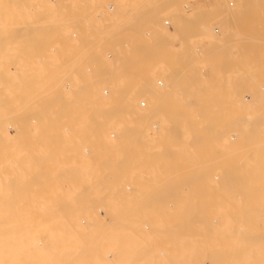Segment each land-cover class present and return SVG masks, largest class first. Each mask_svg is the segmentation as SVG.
Segmentation results:
<instances>
[{"label": "rangeland", "instance_id": "1", "mask_svg": "<svg viewBox=\"0 0 264 264\" xmlns=\"http://www.w3.org/2000/svg\"><path fill=\"white\" fill-rule=\"evenodd\" d=\"M61 1V3H57L58 5H63V7H64V4H65V1L63 0V2H64V4H62V0H60ZM83 1H86V3L85 2H83ZM116 1V2H115ZM131 1L132 0H67L66 2H67V4H68V7H66V11L68 12L69 10H70V14H71V17H69L70 16V14H69V19H68V17H66L65 18V21H66V23H65V21H63V25H64V27H63V30L64 29H66V30H64V33L66 34H62V35H64L63 37L61 36V38H59V40L58 39H55L56 37H57V31H55V29H58V28H62V27H52V24H54L53 22H52V20L54 21V18L52 17V16H54V13H55V11H54V13H53V9H55L56 10V8H58V7H54L53 6V4H55L54 2H55V0H1L0 1V11H2L0 14H2V13H4L3 14V16H1L2 18L4 17V19H0V24H3V25H0L1 27H0V32H2V30L3 31H5L4 33H2L3 35H1L0 37L2 38H0V54H2L3 55V52L5 53L7 50L8 51H10V53L7 51V56H9L10 55V57H12L11 55H14L13 57H14V59H13V57L11 58V59H9L10 61H11V67H10V65H9V67L11 68V71L12 72H14V73H12V72H8L10 75H7L6 76V74H5V76L4 75H2V73H1V75H0V84L2 85V86H0V128H1V130L3 131L2 133H4L3 135L1 134V132H0V155L2 156V155H4L5 156V158H4V156H0L1 157V159L4 161H7V162H3L1 159H0V177H1V179L0 180H4V182H2V181H0V183H1V185H0V195H1V197H0V214H2L1 216H0V221H1V223H5L8 227H10V229H12V228H16V227H20V226H22V225H26L27 223V225H31L30 227L29 226H26L27 228H29V230H27L26 231V229H23V230H25V232L24 233H22L21 231H20V235H16V241H13L11 238L13 237L12 235H10V234H6L5 236H4V240L7 242L6 243V248H5V250L7 251L8 249H10L11 247H10V245L8 246V244H16L18 247H20V248H18L20 251H30V250H39V249H32V248H36L37 247V245H36V243L37 242H46V241H49V238H47L46 236H48L47 235V233L49 232L50 234H52L53 235V233H54V235H56V234H58L57 236H61L58 232H57V230H55V231H52V230H50L49 231V227H50V225L48 226V224L47 223H50V221L48 220V218H47V216H45V215H49V214H53L54 215V213L52 212V213H49V212H47V211H50V210H52L50 207L52 206V208H53V205H51V203L52 204H54L55 203V201H56V198H54L55 196H58V198H60V199H64V196L66 197V195L67 194H65V193H68V195L67 196H69V198H71L70 196L72 195L71 193L73 192H75L76 194L78 193H80L81 191H82V189L84 188V187H86V186H89L88 185V183H87V180H86V171L87 170H89V169H87L86 167H87V161H89L90 159L92 160V158H95L94 160H96V159H98V161L100 162V161H108L109 159V161H113L114 159L115 160H117L116 159V157L117 156H120V153H119V151L121 152V150L123 149V147L125 146V148H124V150H122V151H125V150H127L128 151V146H130V145H126L127 143H125L124 145H123V143H122V141L123 140H125V136L122 138V136H123V133L122 132H124L125 130H126V128H125V130L123 131V129H124V127H125V125L123 126V123H124V121H125V123H126V118H123V116L122 115H120V112H121V109L120 110H117V108H115V105L114 106H111V108H107V106H102V104L100 105V106H102L103 108L105 107V108H107L106 110H104L102 107L100 108V106L98 105V107L96 106V108H98L97 109V111H96V109L95 110H93L92 111V108H89L88 106H90V105H87L86 104V94H93V95H99L100 97H102L103 95H105V93L107 94V92H104L105 90L104 89H106V87H108L109 85L106 83V81H105V83H104V81H103V79L100 81V83H101V88H100V91H96V89L93 87V85H92V83H93V79H91V78H89L90 77V74L91 73H89V72H87V71H85L84 69V67H85V65H86V63L85 62H88V60H86V55H87V57H88V51H89V48H90V50H92V49H98L97 51H100L99 53H100V55H101V57L103 58V62H106L107 64H106V66L109 64V63H112L111 65L112 66H115L114 65V63L116 64L118 61H119V59H118V57H116V53H114L115 51H114V49L116 50V48L118 47L117 46V44H118V38H119V36H120V31H122V33H123V30L121 29V27H117L118 25H116V23H115V21H111L110 19H106V16H102L101 18H103V19H101L99 16H101V13L102 12H106V13H108L109 12V10H110V12L109 13H112L111 11H113L114 10V12L113 13H115L116 11H120L123 7H127L128 9H130V5H132L133 3H136L138 0H134V1H132V3H131ZM140 1H142V0H139L138 2H140ZM181 1H183V0H181ZM181 1L179 0L178 1V3L177 4H179V7L180 8H182L183 7V5L182 4H184L183 2L181 3ZM189 1V5H190V7H186V11L187 12H189V11H191L190 9H191V7H192V11H194V3H193V0H187L186 2H188ZM218 3H220V5H221V8H220V14H219V16H217L212 22H211V27H209V37H208V39L205 41V42H203L202 44H198V43H187V44H185L186 46H185V48H182V49H184L183 51L185 52L184 53V59H182L180 62H179V60H177V61H175V59L174 60H172V55H170L171 57H170V59H169V56L167 57V59L165 60H159V61H162V62H164L165 63V65H167V66H165L164 65V63H162L160 66H159V64H160V62L159 61H156L155 63H153L152 65H151V67H154V68H151V67H149L148 68V70H147V73L148 74H151V80L150 81H152L151 83H152V85H154L153 83H155V86L157 87V88H160V89H162V90H166V89H168V93L169 92H171V91H173L174 89H173V83H174V81H177L178 83L180 82V76L181 75H186L188 78H189V81L191 82V85H193L194 86V88H193V90H194V95H193V97H194V99H198V101L199 102H197V105H199L198 107L199 108H201L202 110H195L194 111V115H192V122L194 123V125H195V129H193V131H192V135L190 136V137H188V138H186V139H183V137H179V139L178 140H174L173 141V146L178 150V152L177 153H180V154H182V156H181V161H182V163H183V165H184V167H183V165L182 166H180V168L179 169H177L174 173H171V176L172 177H170V179L174 182V183H168L169 185H171V186H173V187H178V188H180V187H186V190L187 191H184L185 193H187L188 192V190H190V189H188L187 187H191V189L194 187H208V188H210V189H212V192L214 193L213 194V201L214 202H216V204L214 203L213 205H212V207H211V210H214V211H211V210H209V213H213V214H211V217L208 215V220L210 219V222H207L208 220L205 218V222H203V224L202 225H205L204 223H212V224H214L213 226H212V224H207L208 225V228H209V226L212 228H219V227H228L229 228V230H228V240H227V243L228 242H230L229 244H227L229 247L231 246V249L233 248L232 247V244H233V242H234V240L235 241H237V242H240V240L242 241V239H241V237H242V232L240 233V231L239 230H241V231H244L243 230V228H242V226L243 225H245L247 222L244 220L245 219V214H246V212L248 213V211H250L248 214H254L255 212H258L259 211V206H257V202L259 201V199H260V201L258 202V204L260 203V202H262V199H264V193H263V189H264V180H262V179H264V22L263 21H257V19H258V16H257V11L256 12H254V8H256L257 7V5H264V0H234L235 2H234V5H230L229 3H230V1L231 0H216ZM59 2V1H58ZM110 2V3H109ZM124 3L125 5H123V6H121V3ZM127 2V3H126ZM180 2V3H179ZM53 3V4H52ZM77 3V4H76ZM93 3V4H92ZM95 3V4H94ZM105 3V4H104ZM109 3V4H108ZM120 3V4H119ZM24 4H25V6H24ZM57 4H55V6H58ZM71 4V5H70ZM89 4H90V6H92L91 8H90V6H89ZM180 4H181V6H180ZM70 5V6H69ZM104 5H106V6H104ZM118 5H120V6H118ZM222 5L224 6V7H222ZM238 5V6H237ZM53 6V7H52ZM113 6V7H112ZM117 6H118V8H117ZM236 6H237V8H236ZM2 7V8H1ZM82 7V8H81ZM83 7L85 8V9H83ZM120 7H121V9H120ZM60 8H61V6H60ZM112 8H113V10H112ZM253 8V9H252ZM119 9V10H118ZM124 9H126V8H124ZM185 8H183V10H184ZM252 9V10H251ZM6 10V13L4 12ZM91 10V11H90ZM96 10V11H95ZM98 10V11H97ZM116 10V11H115ZM181 10V9H180ZM182 10V11H183ZM9 11V12H8ZM23 11H25L26 12V14H25V12H24V14H22V12ZM40 11V12H39ZM47 11V12H46ZM49 11V12H48ZM101 11V12H100ZM185 11V12H186ZM20 12H21V14H20ZM42 12H44V14L42 13ZM51 12H52V14H51ZM93 12V13H92ZM95 12H98L100 15H97L96 16V14H94ZM105 12L103 13L104 15H105ZM164 12H166V11H164ZM164 12H162V14L164 13ZM10 13V14H9ZM14 13V14H13ZM15 13H16V15H15ZM17 13H19V14H17ZM40 15H39V14ZM69 13V12H68ZM73 13V14H72ZM77 13V14H76ZM107 14V15H109L110 16V14ZM112 13V14H113ZM169 13H170V11H169ZM168 13V11H167V14L166 13H164V17H162L163 18V20H165V19H168L169 17H171L170 16V14ZM184 13V12H183ZM222 13H223V15H227V14H230L228 17H231V16H233V18L235 17V19L237 20V21H239V22H245V21H250V24H251V27H230L229 25V27H224V25H226L227 23H226V21H225V17H223V16H221L222 15ZM253 13V14H252ZM28 14V15H27ZM76 14V15H75ZM94 16H93V15ZM102 14V15H103ZM169 14V15H168ZM239 14V15H238ZM249 16H248V15ZM9 15V16H8ZM17 15H19V19H18V16ZM24 15H26V16H28V17H25ZM30 15L32 16L31 18H30ZM48 15V16H47ZM66 15H68V14H66ZM80 15H83L82 17L80 16ZM87 15V16H86ZM91 15V16H90ZM168 15V16H167ZM241 15V16H240ZM7 16V17H6ZM44 16V17H43ZM79 16H80V18H79ZM92 16L95 18H93L92 19ZM23 17V18H22ZM25 17V18H24ZM49 17L51 18H53L52 20H50L49 19ZM74 17V18H73ZM77 17V18H76ZM100 18L99 19V21H98V18ZM242 17V18H241ZM6 18H8V21L9 22H7V20H6ZM20 18H21V20H20ZM43 18V19H42ZM87 18L89 19V20H87ZM97 18V19H96ZM240 18V19H239ZM25 19V20H24ZM64 19V18H63ZM74 19H75V21H74ZM78 21H81V22H83V23H81V22H78ZM79 19H81V20H79ZM86 19V20H85ZM91 19V20H90ZM256 19V21H254V20ZM70 20V21H69ZM94 20V21H93ZM107 20V21H106ZM169 20H171V19H169ZM240 20H242V21H240ZM253 20V21H252ZM1 21H3V23L1 22ZM23 21V22H22ZM73 21V22H72ZM89 21V22H88ZM91 21H93V22H91ZM172 21V20H171ZM171 21H170V23H171ZM5 22H6V24H5ZM50 22H51V24H50ZM71 22V23H70ZM86 22V23H85ZM91 22V23H90ZM101 22V23H100ZM107 22V24H105ZM113 23V25L115 26V27H113V25H111L112 23ZM9 23V24H8ZM32 23H33V26H32ZM43 23V24H42ZM78 25H76V24ZM80 23H81V25H80ZM97 23V24H96ZM104 23V24H103ZM109 23V24H108ZM164 23V22H163ZM263 23V24H262ZM20 24V25H19ZM21 24L23 25V31H24V35H23V37L24 38H21V36L19 35V33H20V29H21ZM50 24V25H49ZM70 24V25H69ZM92 24V25H91ZM118 24V23H117ZM246 24V23H245ZM255 24V25H254ZM49 25V26H48ZM82 25H84V26H82ZM88 25V26H87ZM107 25V26H106ZM171 25H172V23H171ZM170 25V26H171ZM2 26H4V27H7L6 29L8 30V31H6V29L5 28H2ZM36 26V27H35ZM71 26V27H70ZM93 26H94V28H93ZM9 27V28H8ZM18 27H20V28H18ZM83 27V28H82ZM90 27H92V28H90ZM108 27V28H107ZM215 27H218L220 30H219V33H216L215 31H214V29H215ZM14 28V29H13ZM17 28V29H16ZM49 28H50V30L52 31V32H50V30H49ZM113 28V29H112ZM119 28H120V30H119ZM144 28V27H143ZM179 28H180V30L183 28V27H173V25L169 28V27H167L166 28V30H168V31H170V30H173V31H175L176 29H178L179 30ZM2 29V30H1ZM5 29V30H4ZM10 29V30H9ZM19 29V30H18ZM33 29V30H32ZM36 29L38 30V32L41 34V30H42V33H43V31H44V33H45V31H46V35H40V36H37V37H35L36 36ZM40 29V30H39ZM46 29H48V30H46ZM88 29V30H87ZM146 29V28H145ZM145 29L143 30V33L145 32ZM212 31H211V30ZM19 32H18V31ZM22 30V29H21ZM28 30V31H27ZM35 30V36H33V40H34V37L37 39V38H39L40 40L42 39V41H38V39H37V43L35 42L34 43V41H33V43L31 42V38H32V36H31V33H33V31ZM62 30V29H61ZM59 31V32H62V31ZM86 31V33H85V31ZM119 30V31H118ZM165 30V29H164ZM177 30V31H178ZM179 30V31H180ZM89 31H91V32H89ZM94 31V34L95 35H93L92 34V32ZM118 31V32H117ZM250 31H251V33H250ZM22 32V31H21ZM29 32H31L30 33V37L28 36L29 35ZM38 32H37V34H38ZM55 32H56V34H55ZM77 32V33H76ZM88 32V33H87ZM254 32V33H253ZM43 33V34H44ZM74 33H76L77 35L76 36H74L75 34ZM82 33V34H81ZM115 33V35L117 34V36L118 37H114L113 36V34ZM120 33V34H119ZM179 33V32H178ZM52 34V35H51ZM56 35V37L54 38V35ZM79 34V35H78ZM84 34V35H83ZM90 34V35H89ZM212 34V35H211ZM254 34V35H253ZM33 35V34H32ZM39 35V34H38ZM110 35H112V36H110ZM145 35V36H144ZM144 35H142L143 36V40H147L146 38H148V36L144 33ZM245 35V36H244ZM59 36V35H58ZM83 36V37H82ZM92 36V37H91ZM98 36V37H97ZM243 36V37H242ZM6 37V38H5ZM40 37H42V38H40ZM49 37V38H48ZM95 39H94V38ZM100 37V38H99ZM102 37H104V38H102ZM29 38V39H28ZM52 38H54V39H52ZM65 38V39H64ZM80 38V39H79ZM83 38V39H82ZM90 38V39H89ZM107 38V39H106ZM111 38H112V41H111ZM145 38V39H144ZM251 38V39H250ZM21 39V40H20ZM31 39V40H30ZM82 39V40H81ZM87 39V40H86ZM94 39V40H93ZM97 39V40H96ZM99 39V40H98ZM102 39V40H101ZM105 39V40H104ZM114 39V40H113ZM262 39H263V41H262ZM86 41L85 43L83 42V41ZM101 40V41H100ZM259 40V41H258ZM62 41V42H61ZM88 41V42H87ZM94 41V42H93ZM115 41V42H114ZM208 41V42H207ZM25 42V43H24ZM109 42V43H108ZM41 43V44H40ZM56 43V44H55ZM83 43V44H82ZM90 44V45H88V44ZM47 44L48 45H50V46H47ZM52 44V45H51ZM85 44V47H83L82 45H84ZM116 44V45H115ZM22 45H25V46H22ZM36 45V46H35ZM41 45V46H40ZM202 47H201V46ZM38 46V47H37ZM53 46H55V47H53ZM74 46H75V48H77V46H79L77 49H75L74 48ZM86 46H87V48H88V51H87V48H86ZM93 46H95V47H92ZM97 46V47H96ZM117 46V47H116ZM189 46V47H188ZM23 47H24V50H23ZM33 47V48H32ZM49 47H50V49H49ZM83 47V48H82ZM102 47V48H101ZM19 48H20V50L21 51H24V52H22V54L24 53H26V51H27V54H25L26 55V57H24L25 55H23V59H24V64L22 63V65L21 66H19L20 65V63H19V60L17 59V58H21L22 59V54H21V52H20V50H19ZM28 48V49H27ZM38 48V49H37ZM86 48V49H85ZM196 48L199 50V48H200V52L201 53H199V51H197L196 50ZM45 49H46V51H45ZM49 51H48V50ZM83 49H85V52H84V50ZM100 49V50H99ZM32 50V51H31ZM33 50H34V52H33ZM36 50V51H35ZM62 51V53L64 54V56L60 53L61 51ZM71 50V51H70ZM81 50H83V51H81ZM119 50V48L117 49V51ZM232 50H233V52H232ZM235 50H236V52H235ZM19 51V52H18ZM28 51H30V54L28 53ZM42 51V52H41ZM44 51V52H43ZM69 53H68V52ZM73 51H75V52H78V53H74ZM224 52V51H226V54H229V56L230 57H232L233 59H236V61H237V59H240V61H242L243 62V64H241L240 65V67H238V68H236V70H234V72H233V70L232 69H230V68H228L227 66H223L222 65V63H220V60H221V58L222 57H220L219 58V55H220V53H222V52ZM12 52H13V54H12ZM32 52V53H31ZM39 52V53H38ZM67 52V53H66ZM72 52L74 53V55L77 57H75L74 58V60H72V58L74 57V55H72L71 56V54H72ZM108 52V53H107ZM113 53V55L112 54H110V53ZM36 55H35V54ZM37 53H38V55H37ZM65 53L67 54L66 56H65ZM85 53V54H84ZM87 53V54H86ZM102 53V54H101ZM235 53V54H234ZM19 54H20V57H19ZM34 55V56H32V55ZM69 54V55H68ZM81 54V55H80ZM105 54V55H104ZM107 54V55H106ZM108 54H110V56H108ZM203 54V55H202ZM18 55V56H17ZM41 55V56H40ZM77 55H80V56H82L83 58H81L80 56H77ZM198 55H200V56H198ZM4 56H6V55H4ZM6 56V58H5V60H7V61H9ZM71 58H70V57ZM118 56V55H117ZM202 56H205V58H204V60L202 61L201 60V58H202ZM47 57H48V59H47ZM51 57V58H50ZM79 57V58H78ZM89 57H90V55H89ZM198 57H199V59H198ZM50 58V59H49ZM81 58V59H80ZM101 58V59H102ZM105 58V59H104ZM213 58H215V59H213ZM54 59V60H53ZM83 59V60H82ZM109 59V60H108ZM112 59V60H111ZM114 59V60H113ZM118 61H117V60ZM68 60H69V62H68ZM84 60H86L85 62H84ZM90 61H91V57H90V59H89ZM170 60V61H169ZM246 60V61H245ZM10 61H9V63H10ZM19 63V65H18V63ZM23 61V60H22ZM53 61V62H52ZM74 61V62H73ZM80 61V62H79ZM111 61H113V62H111ZM117 61V62H116ZM168 61V62H167ZM175 62V63H173V62ZM210 61L211 62H213L214 64H210ZM21 62V61H20ZM26 62V63H25ZM71 62V63H70ZM93 62V61H92ZM92 62H90L91 64H92ZM95 62V61H94ZM93 62V63H94ZM100 62V61H99ZM97 63L96 64V62H95V64H94V66L95 67H97V65L98 64H101V62L100 63ZM166 62H167V64H166ZM171 64H170V63ZM247 62V63H246ZM8 63V62H7ZM31 63H32V65H31ZM77 63V64H76ZM89 63V62H88ZM156 63H159L158 65H156ZM172 63H173V66H172ZM28 64V65H27ZM73 64H75L74 66H73ZM90 64V65H91ZM16 65L19 67V69L17 70V68H16ZM71 65V66H70ZM83 65V66H82ZM110 64L107 66L108 68H110V66H111ZM156 65V66H155ZM220 65H222L221 66V71H219L218 70V67L220 66ZM242 65L243 66H245V67H242ZM69 66H70V68H69ZM87 67H88V65H86ZM93 66V65H92ZM99 66V65H98ZM101 66V65H100ZM111 66V67H112ZM161 66H165V67H168V68H164V67H162L161 68ZM175 66V67H174ZM252 67V68H250V67ZM9 67H8V70H9ZM20 67H26L25 69L24 68H22V70L20 69ZM42 67V68H41ZM249 67V68H248ZM38 68V69H37ZM39 68H41V69H39ZM53 68V69H52ZM171 68V69H170ZM32 69V70H31ZM76 69V70H75ZM113 69V68H112ZM151 69H152V71H151ZM247 71H246V70ZM249 69V70H248ZM14 70V71H13ZM39 70V71H38ZM42 70V71H41ZM52 70V71H51ZM70 70V71H69ZM75 70V71H74ZM83 70V71H82ZM252 70V71H251ZM17 71V72H16ZM25 71H26V73H25ZM30 71H31V73H30ZM35 71V72H34ZM77 71V72H76ZM85 71V72H84ZM99 71H100V69H99ZM113 71V70H112ZM149 71V72H148ZM151 71V72H150ZM251 71V72H250ZM20 72V73H19ZM53 72V73H52ZM74 72V73H73ZM80 72V73H79ZM71 73H73L74 74V76L71 74ZM77 73L79 74V75H77ZM84 73V74H83ZM86 73V74H85ZM23 74V75H22ZM33 74V75H32ZM82 74V75H81ZM147 74V75H148ZM51 77H50V76ZM70 75H72V76H70ZM82 77H81V76ZM217 75H219V76H217ZM35 78H34V77ZM78 76V77H77ZM80 76V77H79ZM84 76V77H83ZM47 77H49V78H47ZM148 77H150V76H148ZM30 78V79H29ZM39 78H40V80H39ZM104 78H106V77H104ZM34 79V80H33ZM37 79V80H36ZM46 79V80H45ZM23 80V81H22ZM159 80H161L163 83L162 84H158L159 82H157V81H159ZM2 81V82H1ZM22 81V82H21ZM27 83H26V82ZM32 81H33V84H32ZM39 81V82H38ZM40 81H41V83H40ZM75 81H76V84H75ZM37 82V83H36ZM79 82H80V84H79ZM157 82V83H156ZM30 83V84H29ZM70 83H74V85H69ZM26 84V85H25ZM40 84H43V85H40ZM157 84V85H156ZM11 85V86H10ZM18 85V86H17ZM25 86V87H28V88H22V86ZM77 85V86H76ZM78 85H80V86H78ZM100 85V84H99ZM104 85H106V86H104ZM37 86V87H36ZM154 86V87H155ZM2 87H4V88H2ZM12 87V88H11ZM15 87H17V88H15ZM21 87V88H20ZM34 87V88H33ZM82 87V88H81ZM105 87V88H104ZM7 88H8V90H7ZM30 88V89H29ZM38 88V89H37ZM43 88V89H42ZM108 88H110V86L108 87ZM107 88V89H108ZM1 89H2V91H1ZM5 89V90H4ZM21 89H25L24 90V92H26V90H31L32 92H33V95H32V92L30 91V93H28L29 92V90L27 91V94L26 93H24L23 92V90L21 91ZM35 89V90H34ZM80 89V90H79ZM11 90L13 91V92H11ZM109 90V89H108ZM10 93H9V92ZM39 91V92H38ZM40 91H41V93H40ZM46 91V92H45ZM111 91V90H110ZM109 91V92H110ZM175 91V90H174ZM200 92V95H198L197 94V92ZM166 92V91H165ZM14 93V94H13ZM20 93H21V95H20ZM168 93H164V95L166 96V97H170L171 96V94H168ZM3 94V95H2ZM9 94V95H8ZM11 94V95H10ZM39 94H40V96H39ZM148 94H149V92H148ZM148 94H142L140 97H138V101H141V99L142 100H147L146 102H148V97L146 98V95H148ZM5 95V96H4ZM36 95V96H35ZM178 96H180L179 94H177ZM8 96V97H7ZM178 96H175L176 98L178 97ZM3 98H5V99H3ZM17 98H18V100H17ZM34 98V99H33ZM36 98V99H35ZM42 98V99H41ZM14 99V100H13ZM30 99V100H29ZM12 101V102H11ZM15 101V102H14ZM23 101H24V103H23ZM26 101H27V103H26ZM31 101V102H30ZM35 101H37V102H35ZM41 101H43L42 103H41ZM7 102V103H6ZM21 102V103H20ZM6 103V104H5ZM35 103V104H34ZM39 105H41V107H40V105L39 106H37V104ZM139 102H136V105L134 106H132V108H130L131 110H134V111H137L138 112V110H140V109H138V108H136V107H138L137 106V104H138ZM2 104H3V106H2ZM19 107L20 106V104H23V105H21L19 108L16 106V105ZM27 104V105H26ZM169 106H171V107H176V106H179V107H181L182 106V104L181 103H177V102H175V103H167ZM37 107V108H35V106ZM87 105V106H86ZM146 105H149V103H146ZM197 105H195L196 107H197ZM29 106V107H28ZM13 107V108H12ZM44 107V108H43ZM57 107V108H56ZM87 107V108H86ZM91 107H94V106H91ZM109 107V106H108ZM182 107H186L187 108V106H185L184 104H183V106ZM115 109V111H113V110H111V109ZM210 108V109H209ZM219 108V109H218ZM220 108H222V109H220ZM225 108V109H224ZM13 109V110H12ZM18 109H21V110H18ZM25 109V110H24ZM87 109H91V112L93 113L94 112V114L95 115H97V117H98V121H97V126H98V128L100 129V131H102V133L105 135H103L102 133V135L101 134H99V138H100V142L101 143H98L99 145H97L98 146V148L96 149V150H94L95 151V153H93L94 151H92V147L91 148H89V146H91V145H88L87 144V141L89 140L88 138L90 137L89 136V134L88 133H86L85 131V134H84V136L87 134V136H89V137H87L86 138V136H85V138L87 139V141H86V139L83 137H80V136H83V134H81L80 135V129L82 130H85L84 128H85V126H84V123H85V117H86V112L88 113V112H90L89 110L87 111ZM101 109H103V110H101ZM213 111H212V110ZM260 109H262V110H260ZM31 110V111H30ZM100 110V111H99ZM111 111V113H110V111ZM260 110V111H259ZM42 111V112H41ZM104 111V113H102ZM119 111V113L117 114V112ZM202 111V112H201ZM206 111V112H205ZM211 111V112H210ZM42 113V114H40V113ZM44 112V113H43ZM106 112H108L109 114H106ZM112 112H116L115 114H113L112 116H111V114H112ZM187 112H188V110H187ZM201 113V114H199L198 115V113ZM204 112V113H203ZM14 113H16V114H14ZM21 115H20V114ZM56 113V114H55ZM58 113H60V114H58ZM102 113V114H101ZM122 114H123V110H122V112H121ZM125 113H126V111H124V115H125ZM197 113V114H196ZM205 113H207V114H205ZM213 113H215L216 114V116H214V114ZM221 113V114H220ZM241 115H240V114ZM58 114V115H57ZM100 114H101V116H100ZM116 114L118 115V117L116 116ZM205 114V116L203 117V115ZM213 115V117H212V115ZM255 114H257V115H255ZM42 117H41V116ZM55 115V116H54ZM103 115V116H102ZM197 115L199 116V117H197ZM236 115H238V116H236ZM19 116V117H18ZM105 116H107V117H105ZM112 117V118H110V117ZM116 118H115V117ZM120 116H122L121 117V120H124L123 121V123H122V121L120 120ZM208 116V117H207ZM236 116V117H235ZM258 116V117H257ZM105 117V118H104ZM109 117V118H108ZM124 117H126V116H124ZM201 117V118H200ZM210 117H211V119H210ZM246 117H248V118H246ZM257 117V118H256ZM101 118V119H100ZM104 118V119H103ZM107 118V119H106ZM114 118V119H113ZM123 118V119H122ZM149 118H150V120H149ZM149 118H147V119H145V120H147L148 122H150L149 124L146 122V121H144V122H146V126L144 125V130H147V131H145V132H148V133H145V134H153L154 133V131L156 132V130H158V129H155V128H148L147 126H150V124H152V123H154L155 122V120H156V122L158 121L159 122V116L157 115V113H154V114H152V116L151 117H149ZM152 118V119H151ZM158 118V119H157ZM200 118V119H199ZM214 120H213V119ZM234 118H236V119H234ZM17 119H18V121H17ZM42 119H43V121H42ZM58 119V120H57ZM155 119V120H154ZM198 119L200 120V121H198ZM203 119V120H202ZM210 119V120H209ZM218 119V120H217ZM234 119V120H233ZM37 120V121H36ZM39 120V121H38ZM202 120V121H201ZM242 120V121H241ZM249 120V121H248ZM49 121H50V124H49ZM61 123H60V122ZM197 121V122H196ZM212 121V122H211ZM238 121L240 122V123H238ZM254 121V122H253ZM263 121V122H262ZM40 122V123H39ZM43 122V123H42ZM213 123V128L215 129V130H213V129H211V124ZM20 123V124H19ZM59 123V124H58ZM118 123H119V125H118ZM121 123V124H120ZM216 125H215V124ZM237 123V124H236ZM35 124L37 125V126H35ZM114 124H115V126H114ZM246 124V125H245ZM248 124H250V125H248ZM42 127H40V126ZM50 125V126H49ZM58 125H59V127H58ZM113 125V126H112ZM199 125V126H198ZM2 126V127H1ZM38 126H39V130L40 131H42L43 133H44V131H45V133H44V135L42 136V132H40V133H38L37 131V129H38ZM120 126V127H119ZM207 126H209V127H207ZM231 126H232V128H231ZM239 126V128H237ZM19 127H21V128H19ZM57 127V128H56ZM64 129H63V128ZM112 127V128H111ZM244 127V128H243ZM262 127V128H261ZM36 128V129H35ZM62 130H61V129ZM122 129V131H121V129ZM206 128V129H205ZM228 128H229V131H228ZM235 128H237V129H235ZM50 129V130H49ZM51 129H53V130H51ZM113 129V130H112ZM149 129V130H148ZM204 129H205V131H204ZM209 129V130H208ZM219 129V130H218ZM220 129H221V131H220ZM241 129V130H240ZM245 131H244V130ZM48 130V131H47ZM61 130V131H60ZM106 130V131H105ZM119 130L121 131V138H119L120 137V133H119ZM154 130V131H153ZM208 132H207V131ZM231 130V131H230ZM238 130V131H237ZM243 130V131H242ZM250 130H251V132H250ZM263 130V131H262ZM36 131V132H35ZM53 131V132H52ZM80 131V132H79ZM103 131H105L106 133H104ZM108 131V132H107ZM112 131L113 132H115L114 134L116 135V137H115V135H114V137H112L110 134L112 133ZM118 131V132H117ZM211 131V132H210ZM215 131H216V134H215ZM217 131H218V133L220 134H218L217 133ZM233 131V132H232ZM52 132V133H51ZM56 132V133H55ZM84 132H81V133H84ZM109 132H111L110 134H109ZM153 132V133H152ZM209 132H210V135H209ZM230 132V134L229 135H226L227 133H229ZM240 132V133H239ZM242 132H245V133H242ZM11 133V134H10ZM42 133V134H41ZM54 133V134H53ZM212 133H214L213 135H212ZM48 134H50V136H51V138H50V136H47ZM51 134H53V135H51ZM106 134H109L108 136H106ZM202 134V136H200ZM218 134V135H217ZM239 134V135H238ZM243 134H245V135H243ZM10 137H9V136ZM41 136V138H40V136ZM60 135H61V137H60ZM80 135V136H79ZM215 135L216 136H218V137H215ZM242 135V136H241ZM260 135H263V136H260ZM2 136V137H1ZM16 136V137H15ZM47 136V137H46ZM53 136V137H52ZM55 136V137H54ZM62 136H64V137H62ZM109 136H111L112 138H107V137H109ZM228 136V137H227ZM239 136H241V137H239ZM251 136V137H250ZM257 136V137H256ZM11 138V140H9V138ZM15 139H14V138ZM82 138V139H80V138ZM104 139H103V138ZM118 137V138H117ZM250 137V138H249ZM253 137V138H252ZM7 138V139H6ZM17 138V139H16ZM36 138V139H35ZM43 138V139H42ZM47 140H49V141H47V144H46V139ZM55 138V139H54ZM64 138V139H63ZM98 138V137H97ZM98 138V139H99ZM102 138V139H101ZM236 138V139H235ZM240 138H242V139H240ZM5 139V140H4ZM13 139V140H12ZM38 139V141H36ZM40 139V140H39ZM52 139V140H51ZM57 139V140H56ZM85 139V140H84ZM111 139V140H110ZM117 141H119V142H117ZM123 139V140H122ZM231 139H233L232 141H229V140H231ZM256 139V140H255ZM8 140L10 141V143L8 142ZM42 140H44V141H42ZM102 140H103V143H102ZM121 140V141H120ZM243 140H245V142L243 141ZM14 141V142H13ZM55 141V142H54ZM57 141V142H56ZM61 141V142H60ZM107 141L109 142V143H107ZM116 141V142H115ZM254 141V142H253ZM12 142V143H11ZM52 142V143H51ZM63 142V143H62ZM112 142V143H111ZM115 142V143H114ZM124 142V141H123ZM229 142V143H228ZM233 142V143H232ZM238 142V143H237ZM250 142V143H249ZM261 142V143H260ZM61 143V144H60ZM243 143H246L245 145H243ZM250 145H249V144ZM252 143V144H251ZM9 144V145H8ZM40 144V145H39ZM52 145V147H51V145ZM56 144V145H55ZM105 144L107 145V146H105ZM110 146H109V145ZM113 144V145H112ZM119 144H121V147L120 146H118ZM230 144V145H229ZM22 145V146H21ZM45 145H46V147H45ZM61 145V146H60ZM227 145H229L228 147H227ZM246 145H248L249 146V148H247L248 146H246ZM256 145V146H255ZM260 145H261V147H260ZM2 146V147H1ZM8 146V147H7ZM10 146V147H9ZM34 146V147H33ZM37 146V147H36ZM40 146V147H39ZM42 146V147H41ZM44 146V147H43ZM57 146V147H56ZM60 146V147H59ZM158 145L157 144H155V143H152V142H149V141H145L144 143H142L141 145H140V147H142V148H140V149H148V148H156ZM236 146V147H235ZM7 147V148H6ZM47 147H51V149L53 148V150H51V151H49L50 149H48ZM55 147V148H54ZM102 147V148H101ZM109 147V148H108ZM112 147V148H111ZM120 149L119 151H117L118 149ZM243 147H245V148H243ZM256 147H257V149H256ZM3 148V149H2ZM5 148H6V150H5ZM11 149V150H9V149ZM36 148V149H35ZM44 148V149H43ZM47 149V151H46V149ZM87 148H89V151H90V153H89V151H88V153H87V151H86V149ZM115 148V149H114ZM122 148V149H121ZM229 148V149H228ZM238 148L241 150V152H240V150H238ZM253 150V151H251V149ZM258 148H260V149H258ZM35 149V150H34ZM38 149H43V150H41L42 151V153L40 152V150L38 151ZM55 149V150H54ZM58 149V150H57ZM117 149V150H116ZM157 149V148H156ZM258 150V152L259 153H257L256 152V150ZM2 150V151H1ZM4 150V151H3ZM24 150H25V152H24ZM33 150V151H32ZM37 150V151H36ZM98 150V151H97ZM231 150V151H230ZM249 150V151H248ZM262 150V151H261ZM15 151H16V153H15ZM19 151V152H18ZM35 151V152H34ZM54 151V152H53ZM92 151V152H91ZM127 151H126V153H127ZM200 151V152H199ZM230 151V152H229ZM244 151V152H243ZM246 151H248V153H246ZM6 152V153H5ZM24 152V153H23ZM31 152V153H30ZM32 152L34 153L33 155H32ZM58 153V155L59 156H57V153ZM97 152V153H96ZM98 152H99V154H98ZM149 151H145V152H143V153H148ZM232 152V153H231ZM240 152V153H239ZM18 153L20 154V155H18ZM30 153V154H29ZM48 153V154H47ZM53 153V154H52ZM61 155H60V154ZM98 154V155H96L95 157H94V155L93 154ZM125 152H123V153H121V155L122 154H124ZM187 154V153H189L190 155H192V156H197V157H195L194 159H193V162H192V164H190V163H187V160H186V158H184L183 157V155L184 154ZM255 154V156L253 155V154ZM260 153H261V156H260ZM16 154V155H15ZM23 154V155H22ZM25 154L27 155V156H25ZM42 154H44V155H42ZM86 154H88V156L86 155ZM199 154H201V155H199ZM230 154V155H229ZM234 156H233V155ZM256 154H258L257 156H256ZM263 154V155H262ZM32 155V156H31ZM38 155V156H37ZM91 155V156H90ZM241 155H243V156H241ZM252 156V158H251V156ZM8 156V157H7ZM14 156V157H13ZM19 156V157H18ZM23 156V157H22ZM28 156H29V158H28ZM124 156H125V154H124ZM201 156V157H200ZM228 156V157H227ZM248 156H249V159L250 160H248L247 158H248ZM253 156H254V158H253ZM259 156V157H258ZM11 157H12V159H11ZM20 157H22V158H20ZM85 157H87V158H85ZM88 157H89V160H88ZM91 157V158H90ZM110 157V158H109ZM112 157L114 158V159H112ZM200 157V158H199ZM229 157H231V158H229ZM236 158V160H235V158ZM258 157V158H257ZM261 157H262V159H261ZM4 158V159H3ZM16 158V159H15ZM31 158H32V160H31ZM33 158H35V159H33ZM37 158V159H36ZM242 158H244V159H242ZM25 159V160H24ZM40 159H42L41 161H40ZM44 159V160H43ZM108 159V160H107ZM198 160L200 163H201V165L200 166H198L200 163H198L197 164V162L198 161H196V160ZM240 159L242 160V162L240 161ZM9 160L12 162V164L10 165V163H9ZM27 160V161H26ZM36 160V161H35ZM58 161V165L60 166V167H58V165H55V162H57ZM85 160H87V161H85ZM253 160H254V162H253ZM256 160H257V162H256ZM2 161V162H1ZM55 161V162H54ZM97 161V160H96ZM138 162H141V161H143V163L145 162V160L144 159H140V160H137ZM239 161V162H238ZM14 162H15V164H16V166H15V164H14ZM21 162V163H20ZM33 162H34V164H33ZM37 164H36V163ZM247 162H249V163H247ZM252 162V163H251ZM259 162H261V163H263V165L261 164V163H259ZM7 163H9L8 165H7ZM22 163H24V165H22ZM25 163H27V164H25ZM42 163H46V164H42ZM186 163V164H185ZM237 163H239V164H237ZM1 164H6V166H8V167H10V169L8 168V170H7V168H6V166L4 167V166H2ZM203 164V165H202ZM235 164V165H234ZM258 164V165H257ZM26 165H27V167H29V168H27L26 167ZM39 165V166H38ZM42 165V166H41ZM71 165H73V167H74V169H69V168H72V167H70ZM231 165H232V167H231ZM238 165H240V166H238ZM245 165H248V166H246L245 167ZM261 165V166H260ZM12 166L13 167H15L16 168V170L14 171L13 169H12ZM23 166V167H22ZM36 166H37V169L38 170H36ZM43 168H41V167ZM68 166H69V168H68ZM112 166V165H111ZM110 166V167H111ZM237 166V167H236ZM257 166V167H256ZM2 167H4V169L2 168ZM20 167V168H19ZM26 167V168H25ZM56 167V168H55ZM197 167H199V168H197ZM238 167H239V169H238ZM247 167H248V169H247ZM250 167V168H249ZM2 168V169H1ZM19 170H18V169ZM23 168V169H22ZM39 168H40V170H45L46 171V173L43 171H39ZM45 168V169H44ZM89 168V167H88ZM255 168H257V170L255 169ZM22 169V170H21ZM253 169V170H252ZM254 169H255V171H254ZM11 170V171H10ZM28 172H30V173H28ZM114 170V169H113ZM129 170V172L127 171V170H124L123 171V173L122 172H118L117 174L119 175H117L116 177H115V175H114V171H113V173H111V174H107L108 175V178L110 179V178H113V177H115V178H113V179H115L116 180V182L118 183V182H120L118 185L117 184H115L116 182H113V185L115 184L116 186H118L117 188H118V190H120L121 192H123L124 193V189H125V187L127 188V186H125V184L126 185H128V183L130 184V187H131V189H134L133 191L132 190H130V188H128V189H126L125 190V195L126 194H128V196H130V197H128V196H126L127 198H128V200H126L125 199V202L122 200V202H124V203H121L119 206H118V204H119V202L118 203H116V205L113 207V200L112 201H110L111 200V198H109V196H107V194L109 195V192H107V190H105L106 192H104V190H103V192H104V194H102V195H100V193H102V191L101 192H99L97 195H95L96 193H94L93 191H91L92 193H94L93 195L96 197V199H95V197L91 194H89L90 195V199L88 200V202H86L87 204L86 205H84L83 206V203L85 202V201H83V198H86V196L85 197H82V193L79 195L81 198L79 199V200H81V201H79L78 200V198H79V196H77V200L79 201V203L80 202H82V204L81 205H78L77 203L78 202H76V201H74V202H76L74 205H72V207H70V208H67V210H69V212L67 213V216L65 215V211L66 210H63L64 211V215L66 216V217H68V219H70V220H72V222H77V221H79V222H81L80 220H82L83 218H82V216H81V214L83 215V216H86V218H89V215H91L90 213H88L89 211H91V209L90 210H88V207H90V205L91 206H93L92 207V211H93V208L96 206V208H98L99 209V211H97V209H95L94 208V210L95 211H93V215H91L90 217H95V215H97L98 213H99V217H100V215L102 214V216L99 218L98 217V215L96 216V218H95V220H91V218H89V219H87L86 220V218H84V220H86L87 222L84 224L83 222H81L80 223V225L81 226H83L84 225V227H88V228H85V230H84V228L82 227L81 228V230H80V232L82 233V234H84V232L86 231H88L87 232V234H89L90 232V230H91V232L92 231H95V235H93V233H90L91 234V236H87V234H84L85 235V237L83 236V235H81V233H80V235L81 236H83L81 239L79 238H77V236H74V237H72V236H70V230H69V228L68 229H65V230H63V236L65 237V239L63 240L62 239V241L63 242H65L66 244H70V245H66V247L65 246H60V245H62V244H60L59 245V243H60V241L57 239H55L57 242L55 243L56 245L58 244L59 245V247H58V245L55 247L54 246V248H59V249H61V251H64V250H72V249H76L75 251H76V254H79L82 250H83V248H85V247H83V246H89V248L88 249H90V245H94V244H96V241L99 239V241H97L98 243L96 244V245H99V244H102V245H99V246H97L99 249H101L102 247V249L101 250H98V254H96V255H99V256H95V254H94V256H92L93 255V251H95V253H96V251L97 250H92V249H94V247H92V249H91V254H90V251H88L87 250V252L86 251H82L83 252V258L82 257H80V262H82V263H80V262H78V263H80V264H99L100 262H98L99 260H100V258H101V256H103L101 259H107V257H108V259L109 260H112L113 258H115V256L117 255V253H118V251L120 250V248L122 247V246H124V241H132L133 240V243H134V245H132L133 247H134V249H135V251H136V249L138 250V247H136L135 248V246L136 245H140L139 247H141L140 249L142 250V247L143 246H145V243H147L148 244V242L149 241H146L147 239H149L150 240V243H149V245L151 244V243H154L155 241H157L158 243H156L155 242V244H157V245H160V247L158 246V248H155L156 246H155V244H152V247H151V249H153V251H151V253L153 252V254H155L154 255V258L152 259V260H156V261H152L150 258H148L147 260H151V261H147L146 262V264L148 263V264H153V263H158V264H165L167 261H168V259H170L171 260V256H169V258L167 259L166 257H168V255H167V252H168V250H167V245H166V243H167V239H165V238H163V233H162V229L164 228V225H163V219H164V217L166 216V213L165 214H163V215H161L162 217H159L160 218V221H158V223L160 224V232L162 233V235L160 236L159 234V238L157 239L156 238V236H153V237H155V239H157V240H155L153 237V239L155 240L154 242H151V240L153 241V239H151V237H149L150 235L152 236V234L155 232H152V230H154V228L157 226L156 225V223H157V218H158V214H157V211L155 212V211H153L152 210V205L149 207L148 206V202H150L149 203V205L150 204H153V203H155V200L157 199V198H155V197H160L159 195L161 194V197H160V201H158V199H157V202L155 203V204H157L158 203V205L160 204H162L163 206H161L162 208H166V206L168 207V205H169V202H170V204L172 205V207H171V205H169V207H170V209L171 210H176V208L178 209L180 206L179 205H175V204H177V203H180L181 204V202H182V200H180V198H181V196H179V195H181L182 193H180L179 191L181 190V192H182V190H185V189H178L179 191H178V193L176 192V188H174L175 189V192H174V190L173 189H171V192H170V194H168L167 192V194H165V192L164 191H158V190H156V193H154V192H151L152 194H147L146 192L148 191H146V190H144V191H146V192H142V191H137L136 190V188L138 187L139 188V190L143 187L142 186V184H143V182H142V178H141V176L139 177V179L140 180H138V179H136L135 181H134V178L133 177H135V178H137V175L138 174H135V173H137V172H135V171H137L136 170V168H133V170H135V171H133V170H131V169H128ZM245 170V171H244ZM251 170L253 171V172H251ZM2 171L3 172H5V173H2ZM8 171V172H7ZM26 171V172H25ZM112 171V170H111ZM111 171H109V172H111ZM115 171H117V170H115ZM127 171V172H126ZM237 171V172H236ZM257 171V172H256ZM14 172V173H13ZM19 172V173H18ZM22 172V173H21ZM33 172V173H32ZM100 172V171H99ZM108 172V171H107ZM126 172V173H125ZM132 172L134 173V174H132ZM188 172V173H187ZM241 172V173H240ZM9 173V174H8ZM12 173L14 174V176L12 175ZM24 173V174H23ZM30 175H28V174ZM48 173V174H47ZM101 173V172H100ZM106 173V172H105ZM120 173H122V174H120ZM129 173V174H128ZM165 173V174H164ZM239 173H240V176H239ZM244 173V174H243ZM253 173H254V175H253ZM2 174V175H1ZM7 174V175H6ZM17 174V175H16ZM20 174H22V175H20ZM33 174H36L35 176H37V177H34V176H32ZM96 174H99V173H96ZM250 176H249V175ZM255 174H258V175H261L262 174V178H260L258 175H256V177H255ZM8 175H10L12 178H10V176H8ZM27 177H26V176ZM38 175L41 177V178H39L38 177ZM46 175V176H45ZM47 175H48V177H47ZM123 175V176H122ZM131 175V176H130ZM133 175H135V176H133ZM166 175H168V174H166V171H163L162 170V172L161 173H156V175L154 176V177H150V181H151V183H153V185H155L156 187H159V186H163L164 188H165V186L166 187H168V185H166L167 184V181H166ZM245 175H246V177H248V178H246L245 177ZM96 177L98 176V175H95ZM110 176V177H109ZM129 176V177H128ZM216 176V177H215ZM253 176V177H252ZM3 177V178H2ZM9 177V179H7ZM25 177V178H24ZM32 177H33V179L35 180H33L32 179ZM133 178V181L131 180L132 178ZM249 177H251V179L249 178ZM254 177H255V179H257L256 181H255V179H254ZM30 178H31V180L33 181V182H36V184L35 183H33L31 180H30ZM40 179V180H38V179ZM43 178H46V179H43ZM99 178V177H98ZM117 178H118V180H117ZM127 178V179H126ZM131 178V179H130ZM220 178V179H219ZM243 178V179H242ZM258 178L260 179V181L258 180ZM8 181V180H11L10 181V183L11 184H9L6 180ZM25 179V180H24ZM29 179V180H28ZM121 179V180H120ZM216 179V180H215ZM14 180V181H13ZM22 180V181H21ZM28 180V181H27ZM43 180V181H42ZM111 180V179H110ZM114 180V181H115ZM130 180V181H129ZM213 180L214 181H216V183H219V184H217L216 185V183L215 182H213ZM247 180V181H246ZM249 180V181H248ZM31 181V182H30ZM41 181V182H40ZM98 180H94V184L97 182ZM111 181H113V180H111ZM110 181V182H111ZM255 181V182H254ZM262 181V182H261ZM23 182V183H22ZM49 182V183H48ZM140 182V183H139ZM250 182V183H249ZM252 182V183H251ZM3 183H5V184H3ZM42 184V186H40L41 184ZM123 183V184H122ZM132 183V184H131ZM134 183H136V184H134ZM139 183V184H138ZM210 183H213V184H211L210 185ZM254 183V184H253ZM258 183V184H257ZM9 186H8V185ZM36 185V186H34V185ZM39 184V185H38ZM111 184V183H110ZM121 184V185H120ZM251 184V186H249ZM4 185L5 186H7V187H5L4 188ZM112 185V184H111ZM131 185H135L136 186V188H135V186L132 188V186ZM140 185V186H139ZM150 185V184H149ZM260 186V188H258V193H257V189H255V187H253V186ZM38 186H40V188L38 187ZM44 186V187H43ZM171 186H170V188H171ZM214 186V187H213ZM220 186V187H219ZM248 186V187H247ZM256 186V187H257ZM261 186H262V188H261ZM3 187V188H2ZM31 187V188H30ZM99 187V186H98ZM124 187V188H123ZM141 187V188H140ZM146 187H149L148 185L146 186ZM150 187H152L151 185H150ZM162 187V188H163ZM172 187V188H173ZM216 187V188H215ZM251 187H253L252 188V190H251ZM2 188V189H1ZM11 188V190H8V189H10ZM30 188V189H29ZM38 188V189H37ZM42 188V189H41ZM45 188H46V191L44 192V191H42V190H45ZM74 188H76V190L74 189ZM81 188V190H79L78 191V189H80ZM193 188V189H194ZM217 188H221V189H218L217 190ZM74 189V190H73ZM216 189V190H215ZM248 189H250V190H248ZM3 190V191H2ZM33 190V191H32ZM255 190V192L256 193H253V198H252V193H248V191L250 192H252V191H254ZM262 190V193L260 192ZM8 191V192H7ZM9 191L11 192V191H13V192H11V195H10V193H9ZM31 191V192H30ZM35 191H37V192H35ZM41 191V192H40ZM69 191V192H68ZM97 191V190H96ZM126 191H127V193H126ZM131 191V192H130ZM150 191V190H149ZM169 191V190H168ZM173 191V192H172ZM191 191V190H190ZM189 191V192H190ZM39 192V194L41 195V196H39V194L37 195V193ZM43 192V193H42ZM47 192V193H46ZM83 192V194L84 193H86V191L85 190H83L82 191ZM118 192V191H117ZM135 192V193H134ZM139 192H141V194L139 193ZM157 192H158V194H157ZM184 192H183V195H184ZM192 192V191H191ZM260 192V193H259ZM10 195V201H9V195ZM44 193H46V196H47V198H44L43 196H42V194H44ZM50 193H52V194H54L53 196L54 197H52V195L51 196H49L50 195ZM74 193V194H75ZM137 193H139L138 195H136ZM142 193H143V196H142ZM147 195H146V194ZM164 193V194H163ZM238 193H241L243 196H241V194H239L238 195ZM14 194H15V196H14ZM36 195V197L38 198H41L40 200H39V198H38V200L37 199H34V198H36L35 197V195ZM48 194V195H47ZM65 194V195H64ZM71 194V195H70ZM132 194H134V195H132ZM147 196V198L145 197V195ZM154 194H155V196H154ZM172 194V195H171ZM174 194H176L175 196H174ZM260 194H262V196L260 195ZM33 195V196H32ZM89 195H87L88 197H89ZM100 195V196H99ZM142 196V198H141V200H140V202H138L139 201V199H140V197ZM163 195H164V198H163ZM168 197H166V196ZM169 195H170V197H169ZM182 195V196H183ZM255 195V196H254ZM259 196V197H256V196ZM7 196V197H6ZM12 196H13V198H12ZM84 196V195H83ZM140 196V197H139ZM173 196H174V198H173ZM178 196V197H177ZM225 197V198H221V197ZM241 196V197H240ZM34 197V198H33ZM44 199H46V200H44ZM49 197V198H48ZM50 197L52 198V200H50ZM75 197V196H74ZM98 197H99V199H98ZM101 197L103 198V197H106V199L104 198V200L103 199H101ZM153 198V200L152 199H150V198ZM176 197L178 198L177 200H176ZM7 200H5V199ZM17 199V201L18 200H20V201H16V199ZM32 198H33V200H32ZM53 198H54V200L55 201H53ZM57 198V199H58ZM69 198L67 199V197L65 198V200L67 201V203L69 202V201H71L72 200V198L69 200ZM109 200H108V199ZM132 198V199H131ZM137 198H138V201H137ZM150 199V200H148V202H147V199ZM163 198V199H162ZM166 198L169 200V202L166 200ZM235 198H237V199H235ZM13 199H15V201L14 202H11V201H13ZM31 199V200H30ZM42 199H43V201H42ZM95 199V200H94ZM218 199V201H216ZM225 199V200H224ZM257 200V202H254L255 200ZM4 200V201H3ZM49 200V201H48ZM75 200H76V198H75ZM84 200H86V199H84ZM91 200V201H90ZM99 200H101V201H99ZM133 200V201H132ZM138 202H136V201ZM143 200H145L144 202H143ZM193 200V199H191V196H190V199H188L187 201L188 202H190L191 203V201ZM219 200H220V202H222L223 200V202L221 203V204H223V203H225V204H223L222 206H221V204H220V206H221V208L220 207H218L219 206V204L218 203H220L219 202ZM241 200H242V202H243V204H241L242 202H241ZM253 200V201H252ZM53 201V202H52ZM62 201H64V200H62ZM97 201V202H96ZM104 202V204H102L103 202ZM120 201V200H119ZM11 202V203H10ZM15 202H17V203H15ZM35 202V203H34ZM65 202V201H64ZM92 202H96V203H100V204H94V203H92ZM108 202V203H107ZM115 202V201H114ZM136 202V203H135ZM143 202V203H142ZM147 203V205H146V203ZM152 202V203H151ZM163 202H165V203H163ZM174 202H176V203H174ZM187 202V203H188ZM256 203V204H254V203ZM38 203V204H37ZM66 203V204H67ZM70 203V202H69ZM90 203V204H89ZM107 203V204H106ZM110 203V204H109ZM135 203V204H134ZM167 203H168V205H167ZM174 203V204H173ZM183 203V202H182ZM249 203V204H248ZM253 203V204H252ZM12 204H14V205H12ZM19 204H21V205H19ZM56 204H57V201H56ZM64 204V203H63ZM65 204V205H66ZM77 204V205H76ZM85 204V203H84ZM93 204V205H92ZM137 204H139L140 206H141V204H144L142 207H141V209H140V206L139 205H137ZM218 204V205H217ZM246 204H248V207H247V205ZM263 204H264V200H263ZM263 204H261L263 207L261 208V206H260V209H261V211L263 212L264 211V205ZM6 205V206H5ZM98 205V206H97ZM106 205H107V207H106ZM112 205V206H111ZM123 205V207H121ZM125 205V206H124ZM129 205H131V206H133V207H131V209H130V207H129ZM137 205V206H136ZM154 205V204H153ZM216 205V206H215ZM241 205V206H240ZM242 205H243V208H246V209H243L242 208ZM251 205H253V206H251ZM254 205H256V206H254ZM2 206V207H1ZM25 206V207H24ZM56 206V205H55ZM54 206V207H55ZM86 206V207H85ZM88 206V207H87ZM103 206V207H102ZM147 206V207H146ZM177 206H179V207H177ZM228 206V207H227ZM251 206V207H250ZM108 208V210H109V213H110V211L112 212V210H110V207H111V209H112V207H113V209H116L114 212H116V215L114 216V219L116 220V222H117V224H116V222H114V221H110L111 220V218L113 217H109V216H107V209L106 208ZM119 207V208H118ZM135 207H137V208H135ZM155 207V206H154ZM157 207V206H156ZM176 207V208H175ZM224 207H226V209L224 208ZM250 207V209H248ZM5 208V211L3 210ZM48 208H50L49 210H48ZM56 208V207H55ZM87 208V209H86ZM122 208V209H121ZM126 209L125 210V212H127V213H122L123 211H124V209ZM145 210H144V209ZM149 208V209H148ZM158 208H160V207H158ZM173 208V209H172ZM208 208L209 207H207V212H206V214L208 213ZM216 208V209H215ZM219 208L221 209V210H219ZM222 208H224V209H222ZM120 209V210H119ZM128 209H130L131 211L129 212L128 211ZM134 209V210H133ZM142 210V211H139V210ZM148 209V210H147ZM161 209V208H160ZM179 209H181V208H179ZM178 209V210H179ZM210 209V208H209ZM242 209H243V211H242ZM256 209H258L257 211H256ZM263 209V210H262ZM2 210V211H1ZM54 210H56V209H54L53 208V211ZM62 210V209H61ZM85 210V211H84ZM87 210H88V212H87ZM79 211H83V212H79ZM91 211V212H92ZM134 213H133V212ZM137 211V212H136ZM150 211L152 212V213H150ZM164 211V210H163ZM211 211V212H210ZM223 211V212H222ZM242 211V212H241ZM40 212H42V214H40ZM48 214H47V213ZM51 212V211H50ZM55 212V211H54ZM88 213V214H86V213ZM98 212V213H97ZM129 212V213H128ZM144 212V213H143ZM239 212H241V213H239ZM96 213V214H95ZM120 213V214H119ZM122 213V214H121ZM131 213H133V214H131ZM142 213V214H141ZM150 213V214H149ZM176 213H178V212H176ZM175 213V214H176ZM221 213V214H220ZM228 213V214H227ZM45 214V215H44ZM95 214V215H94ZM124 214V215H123ZM128 216H127V215ZM131 214V215H130ZM153 214H154V216L156 217V219H155V221H154V216H153ZM155 214H157V215H155ZM218 214V215H217ZM243 214V215H242ZM28 215L30 216L29 218H28ZM105 215V216H104ZM113 215V214H112ZM121 215H122V217H121ZM134 215V216H133ZM138 215V216H137ZM142 215V216H141ZM152 215V216H151ZM165 215V216H164ZM3 216V217H2ZM116 216H118V217H120V218H117ZM127 216V217H126ZM133 217V219H132V217ZM136 216L138 217V218H136ZM140 216V217H139ZM147 216H148V218H147ZM164 216V217H163ZM212 216H215L214 218H216V219H214L213 221H214V223H213V221H211L212 219H213V217ZM218 216H221V217H219L220 219H218L217 217ZM6 217H8V218H6ZM124 217H125V219H127V222H128V220H129V218L128 217H130V221L132 220V221H134V222H136V224H135V226H133V223H132V230L134 231H131V233L133 234H135V237L134 238H137V244L134 242V239H132V237H131V239H125L124 238V235H126L127 236V233H129L130 231H128L129 230V228H128V225H127V223L125 224V222H126V220L124 219ZM135 217V218H134ZM151 217V218H150ZM207 217V216H206ZM225 217V218H224ZM27 218L29 219V221L27 220ZM141 218V219H140ZM146 218V219H145ZM159 218H158V220H159ZM165 218H167V216L165 217ZM177 217H175L174 218V220L176 219ZM6 221H5V220ZM10 219H11V221H10ZM23 219H26L25 221L23 220ZM114 219H112V220H114ZM119 219V220H118ZM148 219V220H147ZM49 222H48V221ZM53 220V219H52ZM99 221L100 222V224H103V225H101V227L100 226H95L93 229H91L92 227H90V222H93V221ZM101 220V221H100ZM124 220H125V222H124ZM138 220H139V222H138ZM153 220V221H152ZM168 219H166V221H167ZM176 220H178V218L176 219ZM219 220V221H218ZM243 220V221H242ZM12 221H15V222H12ZM20 221H22V222H20ZM32 223H31V222ZM45 221H47V223H44ZM90 221V222H89ZM107 221H110L109 223H111V224H109ZM121 221V223H119ZM123 221V222H122ZM218 221V222H217ZM242 221V222H241ZM18 222H19V224H21V225H19L18 224ZM26 222V223H25ZM99 222H98V225H99ZM103 222V223H102ZM106 222H107V224H106ZM143 222H145V224L143 223ZM146 222H148V225H147V223ZM175 222V225L177 226V224H178V221H177V223H176V221H174ZM217 222V223H216ZM25 223V224H24ZM54 222H52V224H53ZM119 223V224H118ZM127 225V226H123L122 228L120 227V225ZM129 223V222H128ZM131 223H130V228H131ZM138 223H140L138 226H137V224ZM142 223V224H141ZM153 223V224H152ZM166 222L164 221V224H165ZM216 223V224H215ZM242 224V226H241V224ZM44 224H46V225H44ZM106 224V225H105ZM153 225V228L151 229L150 228V225ZM45 226L44 228H49V229H47L48 230V232H46V234L44 235V228H43V226H42V228H40L39 226ZM55 225V224H54ZM96 225H97V223H96ZM154 225H155V227H154ZM161 225L163 226V227H161ZM217 225V226H216ZM247 225V224H246ZM246 225H245V227L244 228H246ZM5 226V225H4ZM7 226H6V228H7ZM47 226V227H46ZM114 226H116L115 228H114ZM117 226H119V228H117ZM142 226V227H141ZM143 226H145L144 227V231L146 230V229H150L151 231H148V230H146V232H144L143 230H142V228H143ZM240 228H239V227ZM25 226H24V228H26ZM33 227V230L32 229H30V228H32ZM37 229H36V228ZM73 227H75V229H78V227L77 226H75V225H73L72 226V228ZM90 227V228H89ZM98 227V228H97ZM106 227V229L107 230H104V228ZM108 227V228H107ZM111 227V228H110ZM113 227V228H112ZM125 227V228H124ZM139 227V228H138ZM147 227H149V228H147ZM152 227V226H151ZM178 227V226H177ZM238 227V228H237ZM21 228V227H20ZM23 228V227H22ZM38 228H40V229H42L43 231H37L38 230ZM95 228L97 229V230H95ZM135 228L137 229V231L135 230ZM162 228V229H161ZM236 228V229H235ZM9 229V228H8ZM51 229H53V227L51 226ZM55 229V228H54ZM99 229V230H98ZM115 229V230H114ZM124 231H123V230ZM165 229V228H164ZM46 230V229H45ZM100 230H101V232H100ZM102 230H103V232H102ZM109 230H111V232H108ZM158 230V231H159ZM238 230V231H237ZM11 231V230H10ZM32 231V232H31ZM99 232V233H101V234H99L98 233V235H100L99 237H98V235H97V232ZM107 231V232H106ZM118 231V232H117ZM122 231H123V233H122ZM135 231L136 232H138V233H135ZM144 233H146V234H148V235H146V234H144L143 235V232ZM163 231H165V230H163ZM7 232V231H6ZM26 232H28V234H26ZM42 232V233H41ZM53 232V233H52ZM85 232V233H86ZM124 232H127V233H124ZM142 232V233H141ZM7 233H10V232H7ZM14 233V232H13ZM16 233V232H15ZM17 233H18V231H17ZM56 233V234H55ZM109 233L111 234V235H109ZM113 233V234H112ZM119 233V234H118ZM149 233H150V235H149ZM152 233V234H151ZM239 233H240V235H239ZM21 234H24V235H21ZM137 234H139V238H140V236H141V234H142V236H141V238L140 239H142V240H140V239H138V236H136ZM238 234V235H237ZM15 235V234H14ZM44 235V236H43ZM101 235H105V236H101ZM107 235V236H106ZM116 235V236H115ZM148 237V238H146V236ZM154 235H156V233L154 234ZM22 236V237H21ZM62 236V237H63ZM97 236V237H96ZM125 236V237H126ZM133 236V235H132ZM232 236H233V238L235 237V239H233V242H232V240H231V238H232ZM53 237V236H52ZM87 237V238H86ZM89 237L91 238L90 240H89ZM92 237H95V238H92ZM103 237L105 238L104 240H103ZM117 237V238H116ZM145 238L144 240H143V238ZM163 238V239H161V238ZM53 239V241H55ZM88 239V240H87ZM94 239V241H92V244L91 243H89V241H91V240H93ZM100 239H101V241H100ZM124 239V240H123ZM165 239V240H164ZM231 241H230V240ZM96 240V241H95ZM110 240V241H109ZM61 241V242H62ZM104 241V242H103ZM142 242V243H140V242ZM93 242H95L94 244H93ZM102 242V243H101ZM76 243H78V244H80L81 243V245H82V249H81V246L79 247V245L78 244H76ZM88 243V244H87ZM131 242H129V244H130ZM209 244L208 245H213V243L214 242H211V241H209L208 242ZM232 243V244H231ZM38 244V243H37ZM76 244V245H75ZM85 244V245H84ZM90 244V245H89ZM129 244H128V246H129ZM136 244V245H135ZM143 244V245H142ZM260 244H263V243H261V241L260 242H258V245H260ZM38 246H41V244H39ZM74 246H76L75 248H74ZM132 246L131 247H129V249L130 250H132L133 248H132ZM211 246H209V247H211ZM228 246H227V249H228ZM9 247V248H8ZM60 247H62V248H60ZM65 247V248H64ZM101 247V248H100ZM116 249H115V248ZM149 247V246H148ZM195 247V246H194ZM194 247L192 248L193 250H194ZM13 248V247H12ZM150 248V247H149ZM148 248V249H149ZM187 248V247H186ZM186 248L184 249V251L186 250ZM189 249H187L188 250V252L189 251H192V249H191V247H188ZM49 249V248H48ZM96 249V248H95ZM133 249V250H134ZM144 249H146L145 247H144ZM150 249V250H151ZM161 249V250H160ZM162 249H165V250H163L162 251ZM178 249V248H177ZM191 249V250H190ZM198 249L199 248H195V250H197L198 251ZM12 250V249H11ZM53 250V249H52ZM141 250H138V251H141ZM150 250H149V252H150ZM180 250H183V248L182 249H179V250H177V251H179V252H181ZM55 252L56 251H58V250H54ZM60 250H59V253L61 252ZM144 251V250H143ZM155 251H156V253H155ZM160 251H161V253H160ZM164 251H165V254H163L164 253ZM229 252L230 251H232V250H230V248H229V250H228ZM85 252V253H84ZM104 252V253H103ZM147 252H148V250H147ZM178 252V253H179ZM183 252V251H182ZM196 252V251H195ZM64 253V252H63ZM102 253V254H101ZM141 253V252H140ZM158 253H160L159 254V257L157 256L158 255ZM177 253V254H178ZM191 253H194V252H191ZM62 254V252L60 253V254H58V255H61ZM106 254V255H105ZM109 254V256H107ZM142 254V253H141ZM140 254V255H141ZM152 254V255H153ZM176 254V256H175V258L173 257V262L176 260L177 261V263L176 262H174V263H176V264H180L179 263V260H178V257H181V254H179V255H177ZM91 255V256H90ZM101 255V256H100ZM144 254H142L141 256H143ZM147 255V254H146ZM151 255V254H150ZM151 255V256H152ZM194 254H192V255H188V258H187V260H186V262L185 263H187V262H191L192 261V259H193V257L195 256V255H197L196 257H198V260H199V258H203V260H202V258L200 259L202 262H200V261H197L198 263L197 264H199V262L200 263H202V264H212V262H211V260L209 261L208 259V261L206 260V258H204L203 256H201V255H199V254H195L194 256H193ZM75 256V255H74ZM104 256H106V257H104ZM112 256V257H111ZM140 256V257H141ZM160 256H163V257H161L160 258ZM54 257V256H53ZM57 257H59V256H55V258H57ZM67 257V256H66ZM86 257V258H85ZM91 257H93V258H91ZM99 258V260H98V258ZM139 257V258H140ZM147 257H148V255H147ZM158 257V258H157ZM191 257V258H190ZM85 258V259H84ZM91 258V259H90ZM95 258V259H94ZM112 258V259H111ZM139 258H137V261H136V264H138L139 262H141V260H143L142 258H144L145 259V257H141L140 258V260H139V262H138V259ZM152 258V257H151ZM156 258V259H155ZM184 257L182 256V258H179V259H181V261L180 262H182L184 259H183ZM190 258V259H189ZM83 259V261H81ZM188 259H189V261H188ZM194 259H196V258H194ZM206 261H205V260ZM160 260V261H159ZM167 260V261H166ZM191 260V261H190ZM197 260V259H196ZM166 261V262H165ZM204 261V262H203ZM160 262V263H159ZM194 262H196V261H192L191 263L192 264H196V263H194ZM210 262V263H209ZM174 263H170V264H174ZM139 264H141V263H139ZM142 264H145V262H143ZM214 264V263H213Z\"/></svg>", "mask_w": 264, "mask_h": 264}, {"label": "bare ground", "instance_id": "2", "mask_svg": "<svg viewBox=\"0 0 264 264\" xmlns=\"http://www.w3.org/2000/svg\"><path fill=\"white\" fill-rule=\"evenodd\" d=\"M1 1V0H0ZM59 1V2H58ZM65 1V4H64V2H63V0H62V4H64V7H63V5H58L59 3H61V1L60 0H55V4H57L58 6H55V4H53V6L54 7H58V8H56V10L55 9H53V13H54V11H55V13H54V16H52L53 18H54V21L52 20L53 18L51 17H49V19L50 20H52V22L54 23V24H52V27H64V23H63V21H65V18L66 17H68L69 16V14H70V10L67 12L66 10V7H68V4H67V0H64ZM79 1V0H78ZM99 1V0H98ZM123 1V0H122ZM132 1H134V0H132ZM132 1H131V3H132ZM136 1V0H135ZM134 1V2H135ZM139 1V0H138ZM136 2V3H133L132 5H130L131 7H130V9H128L126 6L125 7H123L122 9H121V7H120V11H116L115 13H113L114 12V10H113V8H112V10L113 11H111L112 13H109L110 12V10H109V14H110V16L109 15H107L108 13H106L105 11V15L103 14L104 12H102L101 13V16H99L100 18L103 16H106V19H110L111 21H115V23H116V25H118L117 27H121V29L123 30V33H122V31H120V36H119V38H118V44H117V48H116V50L114 49V53H116L117 55H116V57H118V59H119V61L115 64L114 63V65L115 66H112L113 64L112 63H109L111 66H110V68H108L107 66L109 65H107L106 66V62H103L102 60H103V58L101 57V55H100V51H97L96 49L94 50V49H92V50H90V48H89V51H88V48H87V46H86V48H87V53L90 55V57H91V61L89 60L90 59V57H89V55H88V57H87V55H86V60H88V62H85L86 60H84V62L86 63V65H88V67L85 65V71H87V72H89V73H91L90 74V77L89 78H91V79H93L94 81H93V83H92V85H93V87L96 89V91L98 90V91H100V88H101V83H100V81L103 79V81H104V83H105V81H106V83L110 86V88H108V87H106V89H104L105 91L104 92H107V94L105 93V95H103L102 97H100L99 95H93V94H86V104L87 105H90V106H88L89 108H92V111L93 110H95L96 109V111H97V109L98 108H96V106L98 107V105L100 106L101 104H102V106L104 105V106H107V108H111V106H114L115 105V108H117V110H120L121 109V112H122V110H123V114L120 112V115H122L123 116V118H126V123H125V121L124 120H121V117L122 116H120V120L122 121V123H123V121H124V123H123V126L125 125V127H124V129H123V131L125 130V128H126V130L124 131V132H122L123 133V136H122V138L125 136L126 138H125V140H123L122 141V143H123V145L125 144V143H127L126 145L128 146V145H130V146H128V151L127 150H125V151H122V150H124V148H125V146L123 147V149L121 150V152L119 151L120 149H118L117 147V151H119V153H120V156H117L116 157V159L117 160H115L113 157H112V159H114L113 161L111 160V161H109L108 159V161H98V159H96V160H94L95 158H92V160L90 159L89 160V157H88V160L89 161H87V160H85V161H87V169H89V170H87L86 171V180H87V183H88V185L89 186H86V187H84L83 189H82V191L83 190H85L86 191V193H84L83 194V192L81 191H79V190H81V188L80 189H78V191L80 192L79 194L77 193H71L70 195V197L72 198V200L71 201H69L68 203H67V201L65 200V198L67 197V199L69 198V196H67L68 195V193H65V194H67L66 195V197L64 196V199H60V198H58V196H55L54 194H52V193H50V195L49 196H51L52 195V197H54V198H56V201H57V204H56V201L54 200V198H53V201H55V203L54 204H52L51 203V205H53V208L54 209H56V210H54L53 211V208H52V206L50 207L52 210H50V211H47V212H49V213H54V215L53 214H49V215H45V216H47V218H48V220L50 221V223H47V221H45L44 223H47L48 224V226L50 225V229L49 228H44L45 226H43V230H44V232L46 231V232H48V230L47 229H49V231L50 230H52V231H55V230H57V232L61 235V236H57L58 234H56V235H54V233H53V235L52 234H50L49 232L47 233V235L48 236H46L47 238H49V241H46V242H37L36 243V245H37V247L36 248H32V249H39V250H30V251H20L18 248H20V247H18L16 244H8V246L10 245V249H8L7 251L5 250V248H6V241L4 240V236L6 235V234H10V235H12L13 237L11 238L13 241H16V235H20L19 233H20V231L22 232V233H24L25 232V230H23V229H26V231L27 230H29V228H27L26 226H29V225H22V226H20V227H14V228H12V229H10V227H8L5 223L3 224V223H1V221H0V264H80V263H82V262H80V257H82L84 254H83V250L84 251H86L87 252V250L88 251H90V254H91V249H92V247H94V249H92V250H101V249H99L97 246H99V245H102V244H99V245H96L98 242L97 241H99V239L96 241V244H94L95 242H93V246L92 245H90V249H88L89 248V246H83V247H85V248H83V250L79 253V254H76V249H72V250H64V251H61V249H57V248H54V246L56 247L57 245L55 244L57 241V239L60 241H62V239L64 238L65 239V237L63 236V230H65V229H68L69 228V230H70V236H72V237H74V236H77V238L79 239H81L83 236L85 237V235L84 234H87V232L85 233L84 232V234H82L81 232H80V230H81V228L83 227L84 228V230H85V228H88V227H84V225L83 226H81L80 225V223L81 222H83L84 224L87 222L86 220L87 219H89V218H91V220L93 219V220H95V218H96V216L98 215V217H99V213L97 214V215H95V217H90L91 215H93L92 213H93V211H95L94 210V208L95 209H97V211H99V209L98 208H96V206L93 208V211H92V207L93 206H91L90 205V207H88V210H90L91 209V211H89L88 212V210H87V212L88 213H90L91 215H89V218H86V216H83L82 214H81V216H82V220H80L81 222H79V221H77V222H72V220H70V219H68V217H66L67 216V213L69 212V210H67V208H70V207H72V205H74L76 202H78L77 204L78 205H81L82 204V202L83 201H85L84 203H83V206L84 205H86L87 203L86 202H88V200L90 199V195L92 194H94V193H96L95 195H97L99 192H101L102 191V193H100V195H102V194H104V192H106L105 190H107V192H109V195L107 194V196H109V198H111V200L110 201H112L113 200V207L116 205V203H118L119 202V204H118V206L121 204V203H124L125 202V199L127 198L126 196H128V194H124L125 193V190L126 189H128V188H130V190H134V189H131V187H130V184L128 183V185H126L125 184V186H127V188L125 187V189H124V193L123 192H121L120 190H118V186H116L115 184H119L120 182H116V180L115 179H113V178H115L118 174V172H122L123 173V171L124 170H127L128 172H129V170L128 169H131V170H133V168H136V170L137 171H135V170H133V171H135V172H137V173H135V174H138L137 175V178H135V177H133L134 178V181L136 180V179H138V180H140L139 179V177L141 176V180H142V182H143V184H142V188L139 190V188L137 187L136 188V186H135V188H136V190L137 191H142L143 193L144 192H146L147 190V194H152L151 192H154V193H156V190H158V191H160L161 189V191H164L165 192V194H170V192H171V189H173L174 190V192H175V189L174 188H176V187H173V186H171V185H169L168 183L170 182V183H174L171 179H170V177H172L171 176V173H174L177 169H179L180 168V166H182L183 165V163H182V161H181V156H182V154H180V153H177L178 152V150L173 146V141L174 140H178L179 139V137H183V139H186V138H188V137H190L191 135H192V131H193V129H195V125H194V123L191 121L192 120V115H194V111L195 110H202L201 108H199L198 106L199 105H197V102H199L198 101V99L196 98V99H194V97H193V93H194V90H193V88H194V86L193 85H191V82L189 81V78L186 76V75H181L180 76V82L178 83L177 81H174V83H173V89L175 90H173V91H171V92H167L168 91V89H166L165 91L164 90H162V89H160V88H157L156 86H155V83H153L154 85H152V81H150L151 79V74H148L147 73V70H148V68L149 67H151V65L153 64V63H155L156 61H159V60H166L167 59V57L169 56V59H170V55H172V60H174L175 59V61H177V60H179V62L182 60V59H184V49H182V48H185V44H187V43H200V44H202L203 42H205L207 39H208V37H209V27H211L210 25H211V22L217 17V16H219V14H220V8H221V5H220V3H218L216 0H193V3H194V11H192V7H191V11H189V12H187L186 10V7H190V5H189V1L188 2H186L187 0H183V1H181V3L183 2L184 4H182L183 5V7L181 6V4H180V6L182 7V8H180L179 7V4H177L178 3V1L179 0H142V1H140V2ZM57 2V3H56ZM83 2H85L86 3V1H83ZM116 2V1H115ZM110 3V2H109ZM108 3V4H109ZM121 3V2H120ZM119 3V4H120ZM127 3V2H126ZM180 3V2H179ZM77 4V3H76ZM93 4V3H92ZM95 4V3H94ZM105 4V3H104ZM71 5V4H70ZM69 5V6H70ZM123 5H125L124 3H121V6H123ZM24 6H25V4H24ZM52 6V7H53ZM60 6H61V8H60ZM89 6H90V4H89ZM104 6H106V5H104ZM118 6H120V5H118ZM118 6H117V8H118ZM238 6V5H237ZM237 6H236V8H237ZM92 6H90V8H91ZM113 7V6H112ZM222 7H224L223 5H222ZM2 8V7H1ZM82 8V7H81ZM124 8H126V9H124ZM183 8H185L184 10H183ZM83 9H85L84 7H83ZM181 9V10H180ZM253 9V8H252ZM251 9V10H252ZM255 10H254V12H256L257 11V16H258V19H257V21H263L264 22V5H257V7L256 8H254ZM1 10V9H0ZM119 10V9H118ZM183 10V11H182ZM91 11V10H90ZM96 11V10H95ZM98 11V10H97ZM164 11H166V12H164ZM167 11H168V13H169V11H170V16L171 17H169L168 19H165V20H163V18L162 17H164L166 14H167ZM186 11V12H185ZM2 11H0V13H1ZM5 13H6V10L4 11ZM9 12V11H8ZM22 12V11H21ZM21 12H20V14H21ZM24 12L25 11H23L22 12V14H24ZM40 12V11H39ZM47 12V11H46ZM49 12V11H48ZM101 12V11H100ZM162 12H164V13H166L165 15H164V13L162 14ZM184 12V13H183ZM43 14H44V12H42ZM93 13V12H92ZM97 13V14H96ZM3 14L4 13H2V14H0V19L2 18L1 16H3ZM10 14V13H9ZM14 14V13H13ZM17 14H19V13H17ZM25 14H26V12H25ZM39 14V13H38ZM51 14H52V12H51ZM66 14H68V15H66ZM73 14V13H72ZM77 14V13H76ZM75 14V15H76ZM94 14H96V16L97 15H100L98 12H95ZM103 14V15H102ZM168 14V15H169ZM253 14V13H252ZM5 15V14H4ZM15 15H16V13H15ZM28 15V14H27ZM40 15V14H39ZM53 15V14H52ZM93 15V14H92ZM164 15V16H163ZM167 15V16H168ZM230 14H227V15H223V13H222V15L221 16H223V17H225L224 19H225V21H226V25H224V27H251V24H250V21H245V22H239V21H237L236 19H235V17L233 18V16H231V17H228ZM239 15V14H238ZM248 15V14H247ZM9 16V15H8ZM18 16V19H19V15H17ZM25 17H28V16H26V15H24ZM48 16V15H47ZM81 17L83 16V15H80ZM80 16H79V18H80ZM87 16V15H86ZM91 16V15H90ZM94 16V15H93ZM92 16V19L94 18ZM241 16V15H240ZM249 16V15H248ZM7 17V16H6ZM24 17V18H25ZM32 16L30 15V18H31ZM44 17V16H43ZM69 17H71V14H70V16ZM69 17H68V19H69ZM23 18V17H22ZM64 18V19H63ZM72 18V17H71ZM74 18V17H73ZM77 18V17H76ZM98 18V17H97ZM96 18V19H97ZM100 18H98V21H99V19ZM242 18V17H241ZM2 19H4V17L2 18ZM43 19V18H42ZM95 19V18H94ZM101 19H103V18H101ZM169 19H171V20H169ZM240 19V18H239ZM6 20H7V22H9L8 21V18H6ZM20 20H21V18H20ZM25 20V19H24ZM77 20V19H76ZM79 20H81V19H79ZM86 20V19H85ZM87 20H89L88 18H87ZM91 20V19H90ZM254 20V19H253ZM252 20V21H253ZM70 21V20H69ZM74 21H75V19H74ZM78 21V20H77ZM94 21V20H93ZM93 21H91V22H93ZM107 21V20H106ZM169 22L170 23V21H171V23H172V25H173V27H183L181 30H180V28H179V30L178 29H176L175 31H173V30H170V31H168V30H166V28L167 27H171L170 25L168 26L167 25V23L166 22ZM240 21H242V20H240ZM254 21H256V19L254 20ZM2 23H3V21H1ZM23 22V21H22ZM73 22V21H72ZM78 22H81V21H78ZM89 22V21H88ZM90 22V23H91ZM164 22V23H163ZM65 23H66V21H65ZM71 23V22H70ZM81 23H83V22H81ZM81 23H80V25H81ZM86 23V22H85ZM101 23V22H100ZM112 23V22H111ZM118 23V24H117ZM246 23V24H245ZM5 24H6V22H5ZM9 24V23H8ZM43 24V23H42ZM50 24H51V22H50ZM49 24V25H50ZM76 24V23H75ZM97 24V23H96ZM104 24V23H103ZM105 24H107V22L105 23ZM109 24V23H108ZM263 24V23H262ZM0 25H3V24H0ZM20 25V24H19ZM48 25V26H49ZM70 25V24H69ZM77 25V24H76ZM79 25V24H78ZM77 25V26H78ZM92 25V24H91ZM111 25H113V23L111 24ZM115 25V26H116ZM229 25V26H228ZM255 25V24H254ZM264 25V24H263ZM32 26H33V23H32ZM82 26H84V25H82ZM88 26V25H87ZM107 26V25H106ZM114 25H113V27H115ZM1 27V26H0ZM36 27V26H35ZM63 27L62 28H58V29H55V31H57L58 33L56 34V32H55V34L57 35V37H56V35H54V38L55 39H58L59 40V38H61V36L63 37L64 35H62L63 33H64V30H66V29H64L63 30ZM71 27V26H70ZM85 27V26H84ZM144 27V28H143ZM2 28H7V27H4V26H2ZM9 28V27H8ZM18 28H20V27H18ZM83 28V27H82ZM90 28H92V27H90ZM93 28H94V26H93ZM108 28V27H107ZM146 28V29H145ZM4 29V30H5ZM14 29V28H13ZM17 29V28H16ZM22 29V30H21ZM21 29H20V33H19V35L21 36V38H24L23 37V35H24V31H23V25L21 24ZM63 31H62V30ZM113 29V28H112ZM145 29V34L148 36V38H146L147 40H143V36L142 35H144V33H143V30ZM165 29V30H164ZM216 29H218V30H216ZM2 30V29H1ZM10 30V29H9ZM19 30V29H18ZM17 30V31H18ZM33 30V29H32ZM40 30V29H39ZM43 30V29H42ZM42 30H41V34L38 32V30L36 29V32H35V30L33 31V33H31V32H29V37H30V33H31V36H32V40H31V42L33 43V41H34V43L36 42H38L40 39L39 38H37L38 39V41H37V39L35 38V37H37V36H40V35H46L45 33H46V31H45V33H44V31H43V33H42ZM46 30H48V29H46ZM49 30H50V28H49ZM62 31V32H59V31ZM88 30V29H87ZM119 30H120V28H119ZM118 30V31H119ZM178 30V31H177ZM211 30V29H210ZM219 28L218 27H215V29H214V31L216 32V33H219ZM6 31H8L7 29H6ZM22 31V32H21ZM28 31V30H27ZM85 31V30H84ZM117 31V32H118ZM212 31V30H211ZM5 31H3L2 30V32H0V34L1 35H3L2 33H4ZM19 32V31H18ZM36 33V36L34 35L35 33ZM37 32H38V34H37ZM50 32H52L51 30H50ZM89 32H91V31H89ZM179 32V33H178ZM77 33V32H76ZM76 33H74L75 35L74 36H76L77 34ZM85 33H86V31H85ZM88 33V32H87ZM250 33H251V31H250ZM254 33V32H253ZM33 34V35H32ZM65 34V33H64ZM82 34V33H81ZM92 34L93 35H95L94 34V31L92 32ZM0 35V36H1ZM52 35V34H51ZM59 35V36H58ZM66 35V34H65ZM79 35V34H78ZM84 35V34H83ZM90 35V34H89ZM212 35V34H211ZM254 35V34H253ZM33 36H35L34 37V40H33ZM47 36V35H46ZM110 36H112V35H110ZM113 36L114 37H118L117 36V34L115 35V33L113 34ZM112 36V37H113ZM145 36V35H144ZM245 36V35H244ZM83 37V36H82ZM92 37V36H91ZM98 37V36H97ZM243 37V36H242ZM1 38V37H0ZM6 38V37H5ZM40 38H42V37H40ZM49 38V37H48ZM54 38H52V39H54ZM94 38V37H93ZM100 38V37H99ZM102 38H104V37H102ZM2 39V38H1ZM29 39V38H28ZM65 39V38H64ZM80 39V38H79ZM83 39V38H82ZM81 39V40H82ZM90 39V38H89ZM95 39V38H94ZM93 39V40H94ZM107 39V38H106ZM145 39V38H144ZM251 39V38H250ZM21 40V39H20ZM87 40V39H86ZM97 40V39H96ZM99 40V39H98ZM102 40V39H101ZM100 40V41H101ZM105 40V39H104ZM114 40V39H113ZM1 41V40H0ZM40 41H42V39L40 40ZM111 41H112V38H111ZM259 41V40H258ZM262 41H263V39H262ZM62 42V41H61ZM84 43L86 42L85 40L83 41ZM88 42V41H87ZM94 42V41H93ZM113 42V41H112ZM115 42V41H114ZM208 42V41H207ZM25 43V42H24ZM109 43V42H108ZM41 44V43H40ZM56 44V43H55ZM83 44V43H82ZM88 44V43H87ZM52 45V44H51ZM88 45H90V44H88ZM116 45V44H115ZM22 46H25V45H22ZM36 46V45H35ZM41 46V45H40ZM47 46H50V45H48L47 44ZM83 47H85V44L84 45H82ZM201 46V45H200ZM38 47V46H37ZM53 47H55V46H53ZM79 46H77V48H78ZM82 47V48H83ZM92 47V46H91ZM93 47H95V46H93ZM92 47V48H93ZM97 47V46H96ZM189 47V46H188ZM202 47V46H201ZM33 48V47H32ZM74 48H75V46H74ZM77 48H75V49H77ZM85 48V49H86ZM102 48V47H101ZM119 48V50L117 51V49ZM28 49V48H27ZM38 49V48H37ZM49 49H50V47H49ZM85 49H83L84 50V52H85ZM1 50V49H0ZM19 50H20V48H19ZM23 50H24V47H23ZM48 50V49H47ZM83 50H81V51H83ZM100 50V49H99ZM196 50L197 51H199V53H201L200 52V48H199V50L196 48ZM8 51V50H7ZM7 51L4 53L3 52V55L2 54H0V75H1V73H2V75H4L5 76V74H6V76L7 75H10L8 72H12L11 71V61L9 60V59H11L14 55H11L12 57H10V55L9 56H7ZM25 51V50H24ZM24 51H21L20 50V52H21V54H22V52H24ZM32 51V50H31ZM36 51V50H35ZM45 51H46V49H45ZM49 51V50H48ZM61 51V50H60ZM71 51V50H70ZM69 51V52H70ZM1 52V51H0ZM9 53H10V51H8ZM19 52V51H18ZM33 52H34V50H33ZM42 52V51H41ZM44 52V51H43ZM68 52V51H67ZM66 52V53H67ZM68 52V53H69ZM74 53H78V52H75V51H73ZM72 52V54H71V56L72 55H74V53ZM222 52V51H221ZM232 52H233V50H232ZM235 52H236V50H235ZM28 53L30 54V51H28ZM32 53V52H31ZM39 53V52H38ZM38 53H37V55H38ZM63 56H64V54L62 53V51L60 52ZM65 53V56L67 55ZM71 53V52H70ZM86 53V54H87ZM108 53V52H107ZM110 53V52H109ZM11 54V53H10ZM12 54H13V52H12ZM25 54H27V51H26V53ZM24 53L21 55L22 56V59L21 58H17L18 60H19V63H20V65H19V63H18V65L19 66H21L22 65V63L24 64V59H23V55H25ZM35 54V53H34ZM85 54V53H84ZM102 54V53H101ZM110 54H112L113 55V53H110ZM110 54H108V56H110ZM235 54V53H234ZM4 55H6L8 58V60L10 61V63H9V61H7V60H5V58H6V56H4ZM32 55V54H31ZM36 55V54H35ZM69 55V54H68ZM76 55V54H75ZM74 55V57L72 58V60H74V58L76 57ZM81 55V54H80ZM80 55H77V56H80ZM105 55V54H104ZM107 55V54H106ZM203 55V54H202ZM18 56V55H17ZM32 56H34V55H32ZM41 56V55H40ZM198 56H200V55H198ZM15 57V56H14ZM14 57H13V59H14ZM19 57H20V54H19ZM24 57H26V55L24 56ZM70 57V56H69ZM81 58H83L82 56H80ZM220 57H222L221 58V60H220V63H222V65L223 66H227L228 68H230V69H232L233 70V72H234V70H236V68H238V67H240V65L241 64H243V62L242 61H240V59H237V61H236V59H233L232 57H230L229 56V54H226V51H224V52H222V53H220V55H219V58ZM51 58V57H50ZM49 58V59H50ZM71 58V57H70ZM77 58V57H76ZM75 58V59H76ZM79 58V57H78ZM80 58V59H81ZM102 58V59H101ZM204 58H205V56H202V58H201V60L203 61L204 60ZM47 59H48V57H47ZM105 59V58H104ZM198 59H199V57H198ZM213 59H215V58H213ZM23 60V61H22ZM54 60V59H53ZM83 60V59H82ZM109 60V59H108ZM112 60V59H111ZM114 60V59H113ZM21 61V62H20ZM95 61L96 62V64L100 61L101 62V64H98L97 65V67H95L94 66V64H95V62L93 63V62ZM170 61V60H169ZM246 61V60H245ZM8 62V63H7ZM53 62V61H52ZM68 62H69V60H68ZM74 62V61H73ZM80 62V61H79ZM90 62H92V64L90 63ZM99 62V63H100ZM111 62H113V61H111ZM160 62V64L159 63H156V65H158L159 64V66L162 64V63H164V62H162V61H159ZM162 62V63H161ZM168 62V61H167ZM167 62H166V64H167ZM173 62V61H172ZM26 63V62H25ZM71 63V62H70ZM170 63V62H169ZM173 63H175V62H173ZM173 63H172V66H173ZM247 63V62H246ZM10 65V67H9V65ZM77 64V63H76ZM91 64V65H90ZM95 64V65H96ZM171 64V63H170ZM210 64H214L213 62H211L210 61ZM28 65V64H27ZM31 65H32V63H31ZM75 64H73V66H74ZM93 65V66H92ZM101 65V66H100ZM155 65V66H156ZM163 65V64H162ZM164 65H165V63H164ZM222 65H220L219 67H218V70L219 71H221V66ZM33 66V65H32ZM71 66V65H70ZM70 66H69V68H70ZM83 66V65H82ZM153 66V65H152ZM165 66H167V65H165ZM165 66H161V68L162 67H164V68H168V67H165ZM8 67H9V70H8ZM75 67V66H74ZM175 67V66H174ZM242 67H245V66H243L242 65ZM250 67V66H249ZM248 67V68H249ZM16 68H17V70L19 69V67L16 65ZM22 68H24V67H20V69L22 70ZM26 68V67H25ZM24 68V69H25ZM42 68V67H41ZM41 68H39V69H41ZM113 68V69H112ZM151 68H154V67H151ZM250 68H252V67H250ZM38 69V68H37ZM53 69V68H52ZM99 69H100V71H99ZM171 69V68H170ZM32 70V69H31ZM76 70V69H75ZM74 70V71H75ZM113 70V71H112ZM246 70V69H245ZM249 70V69H248ZM14 71V70H13ZM39 71V70H38ZM42 71V70H41ZM52 71V70H51ZM70 71V70H69ZM83 71V70H82ZM84 71V72H85ZM151 71H152V69H151ZM150 71V72H151ZM247 71V70H246ZM252 71V70H251ZM250 71V72H251ZM17 72V71H16ZM35 72V71H34ZM77 72V71H76ZM149 72V71H148ZM12 73H14V72H12ZM20 73V72H19ZM25 73H26V71H25ZM30 73H31V71H30ZM53 73V72H52ZM74 73V72H73ZM73 73H71L73 76H74V74ZM80 73V72H79ZM15 74V73H14ZM84 74V73H83ZM86 74V73H85ZM148 74V75H147ZM1 75V76H2ZM23 75V74H22ZM33 75V74H32ZM72 75H70V76H72ZM77 75H79L78 73H77ZM82 75V74H81ZM80 75V76H81ZM50 76V75H49ZM72 76V77H73ZM79 76V77H80ZM148 76H150V77H148ZM217 76H219V75H217ZM34 77V76H33ZM51 77V76H50ZM78 77V76H77ZM82 77V76H81ZM84 77V76H83ZM104 77H106V78H104ZM1 78V77H0ZM35 78V77H34ZM47 78H49V77H47ZM30 79V78H29ZM150 79V80H149ZM34 80V79H33ZM37 80V79H36ZM39 80H40V78H39ZM46 80V79H45ZM23 81V80H22ZM21 81V82H22ZM2 82V81H1ZM26 82V81H25ZM39 82V81H38ZM157 82H159L158 84L160 85V84H162L163 82L161 81V80H159V81H157ZM156 82V83H157ZM27 83V82H26ZM37 83V82H36ZM40 83H41V81H40ZM105 83V84H106ZM30 84V83H29ZM32 84H33V81H32ZM74 85V83H70L69 85ZM75 84H76V81H75ZM79 84H80V82H79ZM100 84V85H99ZM26 85V84H25ZM40 85H43V84H40ZM81 85V84H80ZM80 85H78V86H80ZM157 85V84H156ZM0 86H2L1 84H0ZM11 86V85H10ZM18 86V85H17ZM77 86V85H76ZM104 86H106V85H104ZM155 86V87H154ZM25 86L23 85L22 86V88H24ZM37 87V86H36ZM2 88H4V87H2ZM12 88V87H11ZM15 88H17V87H15ZM21 88V87H20ZM25 88H28V87H25ZM34 88V87H33ZM82 88V87H81ZM105 88V87H104ZM109 90H108V89ZM30 89V88H29ZM28 89V90H29ZM38 89V88H37ZM43 89V88H42ZM5 90V89H4ZM7 90H8V88H7ZM23 89H21V91H22ZM25 90V89H24ZM24 90H23V92H24ZM28 90H26V92H24V93H26L27 94V91ZM35 90V89H34ZM80 90V89H79ZM111 90V91H110ZM1 91H2V89H1ZM30 91L31 90H29V92L28 93H30ZM110 91V92H109ZM9 92V91H8ZM11 92H13L12 90H11ZM32 92V91H31ZM39 92V91H38ZM46 92V91H45ZM148 92H149V94H148ZM10 93V92H9ZM40 93H41V91H40ZM148 94V95H146V98L148 97V102H146L147 100H142L141 99V101H138V97H140L142 94ZM164 93H168V94H171V96L170 97H166L165 95H164ZM14 94V93H13ZM177 94H179L180 96H178ZM193 94V95H192ZM197 94L198 95H200V92L198 91L197 92ZM3 95V94H2ZM9 95V94H8ZM11 95V94H10ZM20 95H21V93H20ZM32 95H33V92H32ZM5 96V95H4ZM36 96V95H35ZM39 96H40V94H39ZM175 96H178L177 98L175 97ZM8 97V96H7ZM3 99H5V98H3ZM34 99V98H33ZM36 99V98H35ZM42 99V98H41ZM14 100V99H13ZM17 100H18V98H17ZM30 100V99H29ZM12 102V101H11ZM15 102V101H14ZM31 102V101H30ZM35 102H37V101H35ZM43 101H41V103H42ZM136 102H139L138 104H137V106L138 107H136V108H138V109H140V110H138V112L137 111H134V110H131L130 108H132V106L134 105H136ZM175 102H177V103H181L182 104V106H183V104L185 105V106H187V108L186 107H179V106H176V107H171V106H169L167 103H175ZM7 103V102H6ZM5 103V104H6ZM21 103V102H20ZM23 103H24V101H23ZM26 103H27V101H26ZM146 103H149V105H146ZM25 104V103H24ZM35 104V103H34ZM37 104V103H36ZM16 105V104H15ZM21 105H23V104H20V106ZM27 105V104H26ZM40 105V104H39ZM38 104H37V106H39ZM86 105V106H87ZM195 105H197V107L195 106ZM2 106H3V104H2ZM17 106V105H16ZM19 106V107H20ZM35 106V105H34ZM91 106H94V107H91ZM102 106H100V108L102 107ZM109 106V107H108ZM18 107V106H17ZM18 107V108H19ZM29 107V106H28ZM40 107H41V105H40ZM13 108V107H12ZM35 108H37L36 106H35ZM44 108V107H43ZM57 108V107H56ZM87 108V107H86ZM103 108V107H102ZM105 108V107H104ZM103 108V109H104ZM107 108H105L104 110H106ZM103 109H101V110H103ZM210 109V108H209ZM219 109V108H218ZM220 109H222V108H220ZM225 109V108H224ZM13 110V109H12ZM18 110H21V109H18ZM25 110V109H24ZM89 109H87V111H88ZM111 110H113V111H115V109H111ZM187 110H188V112H187ZM212 110V109H211ZM260 110H262V109H260ZM259 110V111H260ZM31 111V110H30ZM90 112H86V117H85V123H84V126H85V130H81L80 129V131L81 132H86V133H88L89 134V136H87V134L85 135L86 136V138L87 137H89L88 139V141H87V139L85 138V136H84V134H85V132L84 133H81L80 131V135L81 134H83V136H80V137H84L85 139H86V141H87V144L88 145H91V146H89V148H91L92 147V151H94V150H96L97 148H98V146L97 145H99L98 143H101L100 141V138H99V134H101L102 133V131H100V129L98 128V126H97V121H98V117H97V115H95L94 114V112L92 113L91 112V109L89 110ZM100 111V110H99ZM110 111V110H109ZM124 111H126V113H125V115H124ZM213 111V110H212ZM42 112V111H41ZM202 112V111H201ZM206 112V111H205ZM211 112V111H210ZM40 113V112H39ZM44 113V112H43ZM102 113H104V111L102 112ZM101 113V114H102ZM110 113H111V111H110ZM116 112H112V114H111V116L113 115V114H115ZM119 113V111L117 112V114ZM154 113H157V115L159 116V122L157 121L156 122V120H155V122L154 123H152V124H150V126H147L148 128L150 127V128H155V129H158V130H156V132L154 131V133L153 134H145V133H148V132H145V131H147V130H144L143 128H144V125L146 124V122L149 124L150 122H148L147 120H145V119H147V118H149V117H151L152 116V114H154ZM198 113V112H197ZM196 113V114H197ZM204 113V112H203ZM14 114H16V113H14ZM20 114V113H19ZM40 114H42V113H40ZM56 114V113H55ZM58 114H60V113H58ZM57 114V115H58ZM101 114H100V116H101ZM106 114H109L108 112H106ZM116 114V116L118 117V115ZM199 114H201V113H198V115ZM205 114H207V113H205ZM205 114L203 115V117L205 116ZM214 114V116H216V114L215 113H213ZM221 114V113H220ZM240 114V113H239ZM21 115V114H20ZM110 115V114H109ZM197 115V117H199ZM202 115V114H201ZM212 115V114H211ZM241 115V114H240ZM255 115H257V114H255ZM41 116V115H40ZM55 116V115H54ZM103 116V115H102ZM124 116H126V117H124ZM236 116H238V115H236ZM235 116V117H236ZM19 117V116H18ZM42 117V116H41ZM105 117H107V116H105ZM104 117V118H105ZM110 117V116H109ZM108 117V118H109ZM115 117V116H114ZM206 117V116H205ZM208 117V116H207ZM212 117H213V115H212ZM258 117V116H257ZM256 117V118H257ZM103 118V119H104ZM110 118H112V117H110ZM116 118V117H115ZM122 118V119H123ZM201 118V117H200ZM199 118V119H200ZM246 118H248V117H246ZM101 119V118H100ZM107 119V118H106ZM114 119V118H113ZM152 119V118H151ZM198 119V121H200ZM210 119H211V117H210ZM209 119V120H210ZM213 119V118H212ZM234 119H236V118H234ZM233 119V120H234ZM58 120V119H57ZM149 120H150V118H149ZM203 120V119H202ZM201 120V121H202ZM214 120V119H213ZM218 120V119H217ZM17 121H18V119H17ZM37 121V120H36ZM39 121V120H38ZM42 121H43V119H42ZM144 121H146V122H144ZM151 121V120H150ZM242 121V120H241ZM240 121V122H241ZM249 121V120H248ZM60 122V121H59ZM197 122V121H196ZM212 122V121H211ZM239 121H238V123H240ZM254 122V121H253ZM263 122V121H262ZM40 123V122H39ZM43 123V122H42ZM61 123V122H60ZM210 123V122H209ZM20 124V123H19ZM49 124H50V121H49ZM59 124V123H58ZM121 124V123H120ZM211 124V123H210ZM215 124V123H214ZM237 124V123H236ZM51 125V124H50ZM49 125V126H50ZM118 125H119V123H118ZM216 125V124H215ZM246 125V124H245ZM248 125H250V124H248ZM35 126H37L36 124H35ZM40 126V125H39ZM39 126H38V133H40V132H42V131H40L39 130ZM113 126V125H112ZM114 126H115V124H114ZM146 126V125H145ZM199 126V125H198ZM213 123L211 124V129H213V130H215L214 128H213ZM2 127V126H1ZM41 127V126H40ZM58 127H59V125H58ZM120 127V126H119ZM207 127H209V126H207ZM19 128H21V127H19ZM42 128V127H41ZM57 128V127H56ZM63 128V127H62ZM112 128V127H111ZM149 128V129H150ZM231 128H232V126H231ZM234 128V127H233ZM232 128V129H233ZM237 128H239V126L237 127ZM237 128H235V129H237ZM244 128V127H243ZM262 128V127H261ZM36 129V128H35ZM61 129V128H60ZM64 129V128H63ZM121 129V128H120ZM148 129V130H149ZM206 129V128H205ZM205 129H204V131H205ZM50 130V129H49ZM51 130H53V129H51ZM62 130V129H61ZM60 130V131H61ZM113 130V129H112ZM209 130V129H208ZM219 130V129H218ZM241 130V129H240ZM244 130V129H243ZM242 130V131H243ZM40 131V132H39ZM48 131V130H47ZM106 131V130H105ZM105 131H103L104 133H106ZM121 131H122V129H121ZM121 131L119 130V133H120V137L119 138H121ZM207 131V130H206ZM220 131H221V129H220ZM228 131H229V128H228ZM231 131V130H230ZM238 131V130H237ZM245 131V130H244ZM263 131V130H262ZM0 132H1V134L3 135L4 133H2L3 131L1 130V128H0ZM36 132V131H35ZM53 132V131H52ZM51 132V133H52ZM108 132V131H107ZM118 132V131H117ZM208 132V131H207ZM211 132V131H210ZM210 132H209V135H210ZM233 132V131H232ZM250 132H251V130H250ZM43 133V132H42ZM41 133V134H42ZM44 133H45V131H44ZM44 133L42 134V136L44 135ZM56 133V132H55ZM111 132H109V134H110ZM115 132H113L112 131V133L110 134L112 137H114V134ZM217 133H218V131H217ZM240 133V132H239ZM242 133H245V132H242ZM252 133V132H251ZM11 134V133H10ZM54 134V133H53ZM53 134H51V135H53ZM103 134V133H102ZM101 134V135H102ZM109 134H106V136H108ZM214 133H212V135H213ZM215 134H216V131H215ZM219 134V133H218ZM217 134V135H218ZM230 134V132L229 133H227L226 135H229ZM104 135V134H103ZM220 135V134H219ZM231 135V134H230ZM239 135V134H238ZM243 135H245V134H243ZM9 136V135H8ZM11 136V135H10ZM9 136V137H10ZM40 136V135H39ZM47 136H50V134H48ZM46 136V137H47ZM105 136V135H104ZM111 136H109V137H107L108 139L109 138H112ZM200 136H202V134L200 135ZM242 136V135H241ZM241 136H239V137H241ZM260 136H263V135H260ZM2 137V136H1ZM8 137V138H9ZM16 137V136H15ZM53 137V136H52ZM55 137V136H54ZM60 137H61V135H60ZM62 137H64V136H62ZM79 137V138H80ZM99 139H98V138ZM115 137H116V135H115ZM215 137H218V136H216L215 135ZM228 137V136H227ZM251 137V136H250ZM249 137V138H250ZM257 137V136H256ZM14 138V137H13ZM40 138H41V136H40ZM50 138H51V136H50ZM82 138H80V139H82ZM103 138V137H102ZM101 138V139H102ZM118 138V137H117ZM253 138V137H252ZM7 139V138H6ZM15 139V138H14ZM17 139V138H16ZM36 139V138H35ZM43 139V138H42ZM46 139V138H45ZM55 139V138H54ZM64 139V138H63ZM84 139V140H85ZM104 139V138H103ZM236 139V138H235ZM240 139H242V138H240ZM5 140V139H4ZM9 140H11V138H9ZM8 140V142L10 143V141ZM13 140V139H12ZM40 140V139H39ZM52 140V139H51ZM57 140V139H56ZM83 140V139H82ZM111 140V139H110ZM116 140V139H115ZM233 139H231V140H229V141H232ZM256 140V139H255ZM1 141V140H0ZM36 141H38V139L36 140ZM42 141H44V140H42ZM47 141H49V140H47L46 139V144H47ZM117 141V140H116ZM115 141V142H116ZM121 141V140H120ZM145 141H149V142H152V143H155V144H157L158 146L156 147V148H148V149H140V148H142V147H140V145L142 144V143H144ZM244 142H245V140H243ZM14 142V141H13ZM55 142V141H54ZM57 142V141H56ZM61 142V141H60ZM114 142V143H115ZM117 142H119V141H117ZM254 142V141H253ZM12 143V142H11ZM52 143V142H51ZM63 143V142H62ZM102 143H103V140H102ZM107 143H109L108 141H107ZM112 143V142H111ZM229 143V142H228ZM233 143V142H232ZM238 143V142H237ZM250 143V142H249ZM248 143V144H249ZM261 143V142H260ZM264 143V142H263ZM61 144V143H60ZM246 143H243V145H245ZM252 144V143H251ZM9 145V144H8ZM40 145V144H39ZM48 145V144H47ZM51 145V144H50ZM56 145V144H55ZM101 145V144H100ZM99 145V146H100ZM109 145V144H108ZM113 145V144H112ZM230 145V144H229ZM229 145H227V147L229 146ZM250 145V144H249ZM22 146V145H21ZM61 146V145H60ZM59 146V147H60ZM105 146H107L106 144H105ZM110 146V145H109ZM118 146H120L121 147V144H119ZM246 146H248V145H246ZM256 146V145H255ZM2 147V146H1ZM8 147V146H7ZM6 147V148H7ZM10 147V146H9ZM34 147V146H33ZM37 147V146H36ZM40 147V146H39ZM42 147V146H41ZM44 147V146H43ZM45 147H46V145H45ZM51 147H52V145H51ZM51 147L49 148V147H47L48 149H50L49 151H51V150H53V148L51 149ZM57 147V146H56ZM140 147V148H139ZM236 147V146H235ZM260 147H261V145H260ZM6 148H5V150H6ZM55 148V147H54ZM89 148H87L86 149V151H87V153H88V151H89ZM96 148V149H95ZM102 148V147H101ZM109 148V147H108ZM112 148V147H111ZM243 148H245V147H243ZM247 148H249V146L247 147ZM264 148V147H263ZM3 149V148H2ZM9 149V148H8ZM36 149V148H35ZM34 149V150H35ZM44 149V148H43ZM43 149H41V150H43ZM46 149V148H45ZM115 149V148H114ZM229 149V148H228ZM251 149V148H250ZM256 149H257V147H256ZM255 149V150H256ZM258 149H260V148H258ZM9 150H11V149H9ZM40 149H38V151H39ZM40 150V152L42 153V151ZM55 150V149H54ZM58 150V149H57ZM238 150H240L239 148H238ZM2 151V150H1ZM4 151V150H3ZM33 151V150H32ZM37 151V150H36ZM44 151V150H43ZM46 151H47V149H46ZM91 151V152H92ZM98 151V150H97ZM126 151H127V153H126ZM145 151H149L148 153H143V152H145ZM231 151V150H230ZM229 151V152H230ZM249 151V150H248ZM248 151H246V153H248ZM251 151H253L252 149H251ZM262 151V150H261ZM19 152V151H18ZM24 152H25V150H24ZM23 152V153H24ZM35 152V151H34ZM48 152V151H47ZM54 152V151H53ZM123 152H125L124 154H125V156H124V154H122L121 155V153H123ZM200 152V151H199ZM240 152H241V150H240ZM239 152V153H240ZM244 152V151H243ZM256 152L257 153H259L258 152V150H256ZM6 153V152H5ZM15 153H16V151H15ZM31 153V152H30ZM29 153V154H30ZM57 153V152H56ZM89 153H90V151H89ZM88 153V154H89ZM93 153H95V151L93 152ZM92 153V154H93ZM97 153V152H96ZM232 153V152H231ZM242 153V152H241ZM34 153L32 152V155H33ZM48 154V153H47ZM53 154V153H52ZM60 154V153H59ZM88 154H86L87 156H88ZM98 154H99V152H98ZM98 154H96V155H98ZM253 154V153H252ZM264 154V153H263ZM262 154V155H263ZM16 155V154H15ZM18 155H20L19 153H18ZM23 155V154H22ZM31 155V156H32ZM42 155H44V154H42ZM61 155V154H60ZM94 155V157L96 156L95 154H93ZM193 155V154H192ZM192 155H190L189 153H185L184 155H183V157L184 158H186V160H187V163H190V164H192V162H193V159L195 158V157H197V156H192ZM199 155H201V154H199ZM230 155V154H229ZM233 155V154H232ZM254 156H255V154H253ZM258 154H256V156H257ZM1 156V155H0ZM2 156H4V155H2ZM1 156V157H2ZM25 156H27L26 154H25ZM34 156V155H33ZM38 156V155H37ZM57 156H59L58 155V153H57ZM91 156V155H90ZM234 156V155H233ZM241 156H243V155H241ZM251 156V155H250ZM254 156H253V158H254ZM260 156H261V153H260ZM1 157H0V159H1ZM8 157V156H7ZM14 157V156H13ZM19 157V156H18ZM23 157V156H22ZM22 157H20V158H22ZM201 157V156H200ZM199 157V158H200ZM228 157V156H227ZM244 157V156H243ZM259 157V156H258ZM257 157V158H258ZM4 158H5V156H4ZM3 158V159H4ZM28 158H29V156H28ZM85 158H87V157H85ZM91 158V157H90ZM110 158V157H109ZM229 158H231V157H229ZM235 158V157H234ZM251 158H252V156H251ZM11 159H12V157H11ZM16 159V158H15ZM33 159H35V158H33ZM37 159V158H36ZM140 159H144L145 160V162L143 163V161H141V162H138L137 160H140ZM242 159H244V158H242ZM248 160H250L249 159V156H248V158H247ZM261 159H262V157H261ZM2 160V159H1ZM25 160V159H24ZM31 160H32V158H31ZM42 159H40V161H41ZM44 160V159H43ZM196 160V159H195ZM235 160H236V158H235ZM3 161V160H2ZM1 161V162H2ZM27 161V160H26ZM36 161V160H35ZM57 161V160H56ZM196 161H198V160H196ZM240 161L242 162V160L240 159ZM264 161V160H263ZM3 162H7V161H3ZM55 162V161H54ZM201 162V161H200ZM199 161L197 162V164L198 163H200ZM239 162V161H238ZM253 162H254V160H253ZM256 162H257V160H256ZM9 163H10V165L12 164V162L9 160ZM9 163H7V165L9 164ZM21 163V162H20ZM36 163V162H35ZM38 163V162H37ZM36 163V164H37ZM58 163V161L57 162H55V165H58L57 164ZM202 163V162H201ZM201 163L198 165V166H200L201 165ZM247 163H249V162H247ZM252 163V162H251ZM259 163H261V162H259ZM14 164H15V162H14ZM25 164H27V163H25ZM33 164H34V162H33ZM42 164H46V163H42ZM186 164V163H185ZM237 164H239V163H237ZM262 165H263V163H261ZM2 166H6V164H1ZM13 165V164H12ZM22 165H24V163H22ZM112 165V166H111ZM203 165V164H202ZM235 165V164H234ZM258 165V164H257ZM15 166H16V164H15ZM39 166V165H38ZM42 166V165H41ZM40 166V167H41ZM111 166V167H110ZM238 166H240V165H238ZM246 166H248V165H245V167ZM261 166V165H260ZM4 167H2L3 169H4ZM11 167V166H10ZM10 167H8V166H6V168H7V170H8V168L10 169ZM23 167V166H22ZM26 167H27V165H26ZM25 167V168H26ZM58 167H60L59 165H58ZM70 167H72V168H69V166H68V168L69 169H74V167H73V165H71ZM89 167V168H88ZM183 167H184V165H183ZM231 167H232V165H231ZM237 167V166H236ZM241 167V166H240ZM257 167V166H256ZM1 168V169H2ZM20 168V167H19ZM27 168H29V167H27ZM42 168V167H41ZM56 168V167H55ZM197 168H199V167H197ZM250 168V167H249ZM12 169L15 171L16 170V168L15 167H13L12 166ZM18 169V168H17ZM23 169V168H22ZM21 169V170H22ZM43 169V168H42ZM45 169V168H44ZM114 169V170H113ZM238 169H239V167H238ZM247 169H248V167H247ZM256 170H257V168H255ZM255 169H254V171H255ZM19 170V169H18ZM36 170H38L37 169V166H36ZM112 170V171H111ZM115 170H117V171H115ZM162 170L163 171H166V174H168V175H166V181H167V184L166 185H168V187H166L165 186V188L163 187V186H159V187H156L155 185H153V183H151V181H150V177H154L155 175H156V173H161L162 172ZM253 170V169H252ZM251 170V172H253ZM9 171V170H8ZM7 171V172H8ZM11 171V170H10ZM27 171V170H26ZM25 171V172H26ZM39 171H44L45 173H46V171L45 170H40V168H39ZM101 173H100V172ZM108 171V172H107ZM109 171H111V172H109ZM113 171H114V175H115V177H113V178H110L111 180H113V181H111L109 178H108V173L109 174H111V173H113ZM126 171V172H127ZM245 171V170H244ZM28 172V171H27ZM106 172V173H105ZM125 172V173H126ZM237 172V171H236ZM257 172V171H256ZM2 173H5V172H3L2 171ZM14 173V172H13ZM12 173V175L14 176V174ZM19 173V172H18ZM22 173V172H21ZM28 173H30V172H28ZM27 173V174H28ZM33 173V172H32ZM96 173H99V174H96ZM122 173H120V174H122ZM133 172H132V174H134ZM188 173V172H187ZM241 173V172H240ZM240 173H239V176H240ZM9 174V173H8ZM24 174V173H23ZM48 174V173H47ZM117 174V175H116ZM129 174V173H128ZM165 174V173H164ZM244 174V173H243ZM2 175V174H1ZM7 175V174H6ZM17 175V174H16ZM20 175H22V174H20ZM29 175V174H28ZM27 175V176H28ZM36 174H33L32 176H34V177H37V176H35ZM95 175H98L97 177L95 176ZM249 175V174H248ZM253 175H254V173H253ZM256 175H258V174H255V177H256ZM8 176H10V175H8ZM12 176V177H13ZM23 176V175H22ZM26 176V175H25ZM26 176V177H27ZM30 176V175H29ZM28 176V177H29ZM46 176V175H45ZM119 176V175H118ZM123 176V175H122ZM131 176V175H130ZM133 176H135V175H133ZM250 176V175H249ZM260 178H262L263 176H262V174L261 175H258ZM11 176H10V178H12ZM15 177V176H14ZM13 177V178H14ZM38 177L39 178H41L39 175H38ZM47 177H48V175H47ZM99 177V178H98ZM110 177V176H109ZM129 177V176H128ZM216 177V176H215ZM241 177V176H240ZM245 177H246V175H245ZM253 177V176H252ZM255 177H254V179H255ZM3 178V177H2ZM12 178V179H13ZM25 178V177H24ZM132 178V177H131ZM130 178V179H131ZM133 178L131 179L132 181H133ZM246 178H248V177H246ZM250 179H251V177H249ZM0 179H1V177H0ZM7 179H9V177L7 178ZM11 179V180H12ZM32 179H33V177H32ZM38 179V178H37ZM43 179H46V178H43ZM127 179V178H126ZM220 179V178H219ZM243 179V178H242ZM6 180V179H5ZM11 180H6L9 184H11L10 183V181ZM25 180V179H24ZM29 180V179H28ZM27 180V181H28ZM30 180H31V178H30ZM34 180V179H33ZM36 180V179H35ZM34 180V181H35ZM38 180H40V179H38ZM94 180H98L95 184L93 183L94 182ZM115 180V181H114ZM117 180H118V178H117ZM121 180V179H120ZM216 180V179H215ZM257 179H255V181H256ZM258 180L260 181V179L258 178ZM262 180H264V179H262ZM0 181H2V182H4V180H0ZM14 181V180H13ZM22 181V180H21ZM32 181V180H31ZM30 181V182H31ZM43 181V180H42ZM111 181V182H110ZM119 181V180H118ZM130 181V180H129ZM133 181V182H134ZM247 181V180H246ZM249 181V180H248ZM254 181V182H255ZM33 182V181H32ZM41 182V181H40ZM113 182H116L114 185H113ZM213 182H215L216 183V181H214L213 180ZM262 182V181H261ZM264 182V181H263ZM23 183V182H22ZM33 183H35L36 184V182H33ZM49 183V182H48ZM112 185H111V184ZM140 183V182H139ZM138 183V184H139ZM250 183V182H249ZM252 183V182H251ZM3 184H5V183H3ZM41 184V183H40ZM123 184V183H122ZM132 184V183H131ZM134 184H136V183H134ZM152 186V187H150V185ZM211 184H213V183H210V185ZM217 184H219V183H216V185ZM254 184V183H253ZM258 184V183H257ZM0 185H1V183H0ZM8 185V184H7ZM34 185V184H33ZM39 185V184H38ZM121 185V184H120ZM149 186V187H146V186ZM9 186V185H8ZM34 186H36V185H34ZM40 186H42V184L40 185ZM40 186H38L39 188H40ZM99 186V187H98ZM132 186V188L134 187L133 185H131ZM140 186V185H139ZM170 186H171V188H170ZM249 186H251V184L249 185ZM257 186V185H256ZM256 186H253V187H255V189H257V193H258V188H260V186L258 187H256ZM5 187H7V186H5L4 185V188ZM37 187V186H36ZM44 187V186H43ZM118 187V188H117ZM163 187V188H162ZM173 187V188H172ZM214 187V186H213ZM220 187V186H219ZM248 187V186H247ZM253 187H251V190H252V188ZM3 188V187H2ZM1 188V189H2ZM8 188V187H7ZM31 188V187H30ZM29 188V189H30ZM124 188V187H123ZM188 189H190V190H188V192L187 193H185L184 191H187L186 190V187L184 188V187H180V188H176L177 190H176V192L178 193V191L180 190V189H185V190H182V192H181V190L179 191L180 193H182L181 195H179V196H181V198H180V200H182V202H181V204L180 203H177V204H175V205H179V206H177V207H179V208H181V209H177L176 207V210H171L170 209V207H169V205H171L170 204V202H169V200L166 198V200L169 202V205H168V203H167V205H168V207L166 206V208L164 209V208H162L161 206H163L162 204L160 205H158V203L157 204H155L156 202H157V199H158V201H160L161 199H160V197H161V194L159 195L158 194V192H157V194L160 196V197H155V198H157L156 200H155V203H153V204H150L149 205V203L150 202H148V200H150V199H152L153 200V198H148L147 199V202H148V206L150 207L151 205H152V210L153 211H157V214L159 215L158 216V218L159 217H162L161 215H163V214H165L166 213V216H167V218H165L164 216V221L166 222L165 224H164V221L162 222L163 223V225H164V228L162 229V233H163V235H162V233L160 232V224L158 223V221H160V218H159V220H158V218H157V223H156V227H155V225H154V230H152V232H154L153 234H152V236L150 235V233H149V237H151V239H155V237H153V236H156V238L158 237L159 238V235L161 234L162 236H163V238H165V239H167V243H166V245H167V250H168V252H167V255H168V257H166L167 259L169 258V256H171V260L170 259H168V261L165 263V264H170V263H174V262H176L177 263V261L175 260L174 262H173V257L175 258V256H176V254L179 252V251H177V250H179V249H182L183 248V250H180L181 252H179L177 255H179V254H181V257H178V260H179V263L180 264H192L191 262L194 260V261H196V262H194V263H198L197 261H200V262H202L200 259L202 258H199V260H198V257H196L197 255H195V254H199V255H201V256H205L204 258H206V260L208 259L209 261L211 260V262H212V264L214 263V264H264V211L262 212L261 211V209H260V206H261V208L263 207L261 204H263V200L264 199H262V202H260L259 204H258V202L260 201V199H259V201L257 202V200H255L254 202H257V206H259V211L258 212H255L254 214L252 213L251 215L250 214H248L250 211H248V213L246 212V214L244 215L245 216V221L247 222L245 225H246V228H244L245 227V225H243L242 226V224H241V226H242V228H243V230L244 231H241V230H239L240 231V233L242 232V237H241V239H242V241L240 240V242H237V241H235L234 240V242H233V239H235V237L233 238V236H232V238H231V240H232V242H233V244H232V249H231V246L229 247L227 244H229L230 242H228L227 243V240H228V230H229V228L228 227H219V228H211L210 226V224H212V223H207V224H209L210 226H209V228H208V225L206 224V223H204L205 225H202L203 224V222H205L206 220H205V218L208 220V215L211 217V214H213V213H209V210H211V207H212V205L215 203L216 204V202H214L213 201V192H212V189H210V188H208V187H193L192 189H191V187H187ZM216 188V187H215ZM261 188H262V186H261ZM38 189V188H37ZM42 189V188H41ZM75 190H76V188H74ZM73 189V190H74ZM120 189V188H119ZM179 189V190H178ZM218 189H221V188H217V190ZM254 189V188H253ZM8 190H11V188L10 189H8ZM93 191L94 193H92L91 191ZM97 190V191H96ZM103 190H104V192H103ZM144 190H146V191H144ZM150 190V191H149ZM169 190V191H168ZM216 190V189H215ZM248 190H250V189H248ZM3 191V190H2ZM33 191V190H32ZM42 191H46V188H45V190H42ZM118 191V192H117ZM190 191V192H189ZM8 192V191H7ZM11 192H13V191H11ZM11 192L9 191V193H10V195H11ZM31 192V191H30ZM35 192H37V191H35ZM41 192V191H40ZM69 192V191H68ZM131 192V191H130ZM167 192V193H166ZM173 192V191H172ZM183 192H184V195H183ZM261 193H262V190L260 191ZM259 192V193H260ZM43 193V192H42ZM47 193V192H46ZM46 193H44V194H42V196L44 197V198H47V196H46ZM82 193V197H85L86 196V198H83V201L82 202H80L79 203V201H81V200H79L81 197L79 196L80 194ZM126 193H127V191H126ZM135 193V192H134ZM140 194H141V192H139ZM139 193H137L136 195H138ZM143 193H142V196H143ZM145 193V194H146ZM248 193L250 194V193H252V198H253V193H256L255 192V190L254 191H248ZM263 193H264V189H263ZM8 194V193H7ZM39 194V192L37 193V195ZM41 194V193H40ZM39 194V196H41ZM64 194V195H65ZM90 194V195H89ZM144 194V195H145ZM146 194V195H147ZM164 194V193H163ZM239 194H241V193H238V195ZM9 195V194H8ZM10 195H9V201L11 200L10 199ZM35 195V194H34ZM48 195V194H47ZM54 195V196H53ZM84 195V196H83ZM87 195H89V197L87 196ZM99 195V196H100ZM132 195H134V194H132ZM145 195V197L147 198V196ZM153 195V194H152ZM172 195V194H171ZM176 194H174V196H175ZM183 195V196H182ZM251 195V194H250ZM261 196H262V194H260ZM264 195V194H263ZM14 196H15V194H14ZM33 196V195H32ZM75 196V197H74ZM77 196H79V198H78V200H77ZM94 196V195H93ZM98 196V195H97ZM103 196V195H102ZM131 196V195H130ZM130 196H128V197H130ZM141 196V195H140ZM139 196V197H140ZM142 196L140 197V199H139V201H138V198H137V201L138 202H140V200H141V198H142ZM154 196H155V194H154ZM174 196H173V198H174ZM190 196H191V199H193L192 201H191V203L190 202H188L187 200L188 199H190ZM241 196H243L242 194H241ZM240 196V197H241ZM255 196V195H254ZM0 197H1V195H0ZM7 197V196H6ZM35 197H36V195H35ZM42 197V198H43ZM95 197V196H94ZM132 197V196H131ZM169 197H170V195H169ZM178 197V196H177ZM176 197V200L178 199ZM256 197H259L258 195L256 196ZM12 198H13V196H12ZM34 198V197H33ZM33 198H32V200H33ZM39 198V197H38ZM38 198L36 197V198H34V199H37L38 200ZM43 198V199H44ZM49 198V197H48ZM58 198V199H57ZM71 198H69V200L71 199ZM75 198H76V200H75ZM89 198V199H88ZM104 198L106 199V197H101V199H103L104 200ZM163 198H164V195H163ZM162 198V199H163ZM221 198H225V197H221ZM260 198V197H259ZM5 199V198H4ZM16 199V198H15ZM15 199H13V201H11V202H14L15 201ZM41 198H39V200H40ZM43 199H42V201H43ZM84 199H86V200H84ZM95 199H96V197H95ZM94 199V200H95ZM98 199H99V197H98ZM108 199V198H107ZM132 199V198H131ZM143 199V198H142ZM235 199H237V198H235ZM1 200V199H0ZM6 200V199H5ZM31 200V199H30ZM44 200H46V199H44ZM50 200H52V198L50 197ZM62 200H64V201H62ZM76 201V202H74V201ZM109 200V199H108ZM120 200V201H119ZM122 200L124 201V202H122ZM126 200H128V198L126 199ZM225 200V199H224ZM223 200V201H224ZM4 201V200H3ZM7 201V200H6ZM16 201H17V199H16ZM18 201H20V200H18ZM17 201V202H18ZM41 201V200H40ZM49 201V200H48ZM52 201V202H53ZM91 201V200H90ZM99 201H101V200H99ZM115 201V202H114ZM118 201V202H117ZM133 201V200H132ZM136 201V200H135ZM136 201V202H137ZM142 201V200H141ZM145 200H143V202H144ZM154 201V200H153ZM216 201H218V199L216 200ZM222 201V202H223ZM253 201V200H252ZM10 202V203H11ZM17 202H15V203H17ZM97 202V201H96ZM95 202V203H96ZM103 202V201H102ZM121 202V203H120ZM135 202V203H136ZM137 202V203H138ZM142 202V203H143ZM188 202V203H187ZM219 202H220V200H219ZM222 202H220V203H218L219 204V206L218 207H220L221 208V206L223 205V204H225V203H223V204H221ZM241 202H242V200H241ZM253 202V203H254ZM35 203V202H34ZM64 203V204H63ZM67 203V204H66ZM92 203H94V202H92ZM94 203V204H95ZM101 203V202H100ZM100 203H96V204H100ZM108 203V202H107ZM106 203V204H107ZM134 203V204H135ZM146 203V202H145ZM152 203V202H151ZM163 203H165V202H163ZM174 203H176V202H174ZM173 203V204H174ZM252 203V204H253ZM38 204V203H37ZM66 204V205H65ZM76 204V205H77ZM90 204V203H89ZM95 204V205H96ZM102 204H104V202L102 203ZM110 204V203H109ZM115 204V205H114ZM166 204V203H165ZM217 204V205H218ZM220 204H221V206H220ZM241 204H243V202L241 203ZM249 204V203H248ZM248 204H246L247 205V207H248ZM254 204H256V203H254ZM1 205V204H0ZM12 205H14V204H12ZM19 205H21V204H19ZM56 205V206H55ZM93 205V204H92ZM137 205H139V204H137ZM136 205V206H137ZM144 204H141V206H140V209H141V207L143 206ZM146 205H147V203H146ZM264 205V204H263ZM6 206V205H5ZM56 208H55V207ZM98 206V205H97ZM112 206V205H111ZM117 206V205H116ZM125 206V205H124ZM131 205H129V207H130ZM155 206V207H154ZM157 206V207H156ZM165 206V205H164ZM163 206V207H164ZM216 206V205H215ZM241 206V205H240ZM251 206H253V205H251ZM250 206V207H251ZM254 206H256V205H254ZM2 207V206H1ZM25 207V206H24ZM86 207V206H85ZM103 207V206H102ZM106 207H107V205H106ZM105 207V208H106ZM113 207H112V209H111V207H110V210H112V212L110 211V213H109V210H108V208H106L107 210V216H113L112 218H111V220L110 221H114V222H116V220L114 219V216L116 215V212H114L116 209H113ZM121 207H123V205L121 206ZM131 207H133V206H131ZM131 207H130V209H131ZM147 207V206H146ZM158 207H160V208H158ZM171 207H172V205H171ZM207 207H209L208 208V213L206 214V212H207ZM228 207V206H227ZM250 207L248 208V209H250ZM50 208H48V210L50 209ZM90 208V209H89ZM119 208V207H118ZM135 208H137V207H135ZM219 208V210H221ZM225 209H226V207H224ZM224 208H222V209H224ZM242 208H243V205H242ZM62 209V210H61ZM87 209V208H86ZM122 209V208H121ZM124 209V208H123ZM130 209H128V211L130 212L131 210ZM144 209V208H143ZM142 209V210H143ZM149 209V208H148ZM147 209V210H148ZM173 209V208H172ZM216 209V208H215ZM224 209V210H225ZM243 209H246V208H243ZM243 209H242V211H243ZM258 209H256V211L258 210ZM264 209V208H263ZM262 209V210H263ZM4 211H5V208L3 209ZM63 210H66L65 211V215H64V211ZM120 210V209H119ZM125 210L126 209H124V211L122 212V213H124L125 212ZM134 210V209H133ZM139 210V209H138ZM142 210H139V211H142ZM145 210V209H144ZM164 210V211H163ZM2 211V210H1ZM85 211V210H84ZM127 211V210H126ZM152 211V212H153ZM211 211H214V210H211ZM210 211V212H211ZM241 211V212H242ZM46 212V213H47ZM79 212H83V211H79ZM128 212V213H129ZM133 212V211H132ZM137 212V211H136ZM151 211H150V213H152ZM176 212H178V213H176ZM223 212V211H222ZM241 212H239V213H241ZM1 213V212H0ZM86 213V212H85ZM88 213H86V214H88ZM121 213V214H122ZM125 213H127V212H125ZM134 213V212H133ZM133 213H131V214H133ZM144 213V212H143ZM149 213V214H150ZM176 213V214H175ZM40 214H42V212H40ZM48 214V213H47ZM113 214V215H112ZM120 214V213H119ZM130 214V215H131ZM142 214V213H141ZM157 214H155V215H157ZM221 214V213H220ZM228 214V213H227ZM2 214H0V216H1ZM43 215V214H42ZM124 215V214H123ZM127 215V214H126ZM218 215V214H217ZM243 215V214H242ZM102 216V214L100 215V217ZM105 216V215H104ZM128 216V215H127ZM126 216V217H127ZM134 216V215H133ZM138 216V215H137ZM136 216V218H138ZM142 216V215H141ZM152 216V215H151ZM153 216H154V214H153ZM207 216V217H206ZM3 217V216H2ZM30 216L28 215V218H29ZM99 217V218H100ZM117 218H120V217H118V216H116ZM121 217H122V215H121ZM132 217V216H131ZM140 217V216H139ZM175 217H177L178 218V220H174V218ZM213 217V219L211 220V221H213L214 219H216V218H214L215 216H212ZM217 217V216H216ZM219 217H221V216H218L217 218L218 219H220ZM6 218H8V217H6ZM27 218V220L29 221V219ZM84 218H86V220H84ZM123 218V217H122ZM129 218V220H128V222H127V219H125V217H124V219L126 220V222H125V220H124V222H125V224L127 223V225H128V228H129V230L128 231H130L129 233H127V232H124V233H127V236L126 235H124V238L125 239H131V237H132V239H134V242L137 240V238H134L135 237V234L133 233H131V231H133L132 230V227L133 226H135V224H136V222H134V221H130V217H128ZM135 218V217H134ZM147 218H148V216H147ZM151 218V217H150ZM225 218V217H224ZM53 219V220H52ZM112 219H114V220H112ZM132 219H133V217H132ZM141 219V218H140ZM146 219V218H145ZM155 219H156V217L154 216V221H155ZM166 219H168L167 221H166ZM1 220V219H0ZM5 220V219H4ZM24 221L26 220V219H23ZM119 220V219H118ZM134 220V219H133ZM148 220V219H147ZM6 221V220H5ZM10 221H11V219H10ZM48 221V222H49ZM101 221V220H100ZM110 221H107L108 223L110 222ZM153 221V220H152ZM174 221H176V223H177V221H178V224H177V226L175 225V222ZM219 221V220H218ZM217 221V222H218ZM243 221V220H242ZM241 221V222H242ZM12 222H15V221H12ZM20 222H22V221H20ZM31 222V221H30ZM52 222H54L53 224H52ZM90 222V221H89ZM98 220L97 221H93V222H90V227H92L91 229H93L95 226H100L101 227V225H103V224H100V222H99V225H98ZM107 222H106V224H107ZM123 222V221H122ZM133 223V226H132V223ZM138 222H139V220H138ZM161 222V221H160ZM207 222H210V219L207 221ZM216 222V223H217ZM26 223V222H25ZM24 223V224H25ZM32 223V222H31ZM96 223H97V225H96ZM103 223V222H102ZM119 223H121V221L119 222ZM118 223V224H119ZM130 223H131V228L129 227L130 226ZM135 223V224H134ZM144 224H145V222H143ZM147 223V225H148V222H146ZM202 223V224H201ZM213 223H214V221H213ZM215 223V224H216ZM18 224H19V222H18ZM55 224V225H54ZM82 224V223H81ZM105 224V225H106ZM109 224H111V223H109ZM116 224H117V222H116ZM123 224V223H122ZM140 223H138L137 224V226L139 225ZM142 224V223H141ZM153 224V223H152ZM150 225V228L152 229L153 228V225ZM5 225V226H4ZM19 225H21V224H19ZM44 225H46V224H44ZM73 225H75V226H77L78 227V229H75V227H73L72 228V226ZM86 225V224H85ZM127 225H120V227L122 228L123 226H127ZM214 224H212V226H213ZM6 226H7V228H6ZM24 226L26 227V228H24ZM31 226V225H30ZM29 226V227H30ZM42 226L40 225L39 227L40 228H42ZM51 226L53 227V229H51ZM104 226V225H103ZM152 226V227H151ZM215 226V225H214ZM217 226V225H216ZM23 227V228H22ZM47 227V226H46ZM89 227V228H90ZM116 226H114V228H115ZM142 227V226H141ZM144 227L145 226H143V228H142V230L144 231ZM161 227H163L162 225H161ZM239 227V226H238ZM237 227V228H238ZM9 228V229H8ZM36 228V227H35ZM40 228H38V230L37 231H43L42 229H40ZM55 228V229H54ZM98 228V227H97ZM102 228V227H101ZM108 228V227H107ZM111 228V227H110ZM113 228V227H112ZM117 228H119V226H117ZM125 228V227H124ZM139 228V227H138ZM147 228H149V227H147ZM240 228V227H239ZM30 229H32L33 230V227L32 228H30ZM37 229V228H36ZM46 229V230H45ZM236 229V228H235ZM11 230V231H10ZM95 230H97L96 228H95ZM99 230V229H98ZM104 230H107L106 229V227L104 228ZM115 230V229H114ZM123 230V229H122ZM135 230L137 231V229L135 228ZM146 230H148V231H151L150 229H146ZM146 230L144 231V232H146ZM159 230V231H158ZM163 230H165V231H163ZM10 232V233H7V232ZM17 231H18V233H17ZM124 231V230H123ZM123 231H122V233H123ZM135 231V233H138V232H136ZM142 231V232H143ZM238 231V230H237ZM14 232V233H13ZM16 232V233H15ZM32 232V231H31ZM46 232L44 233V235L46 234ZM51 232V231H50ZM81 233V235H83V236H81L80 235V233ZM90 233H95V231H92L91 232V230L89 231ZM97 232V231H96ZM100 232H101V230H100ZM102 232H103V230H102ZM107 232V231H106ZM108 232H111V230H109ZM118 232V231H117ZM134 232V231H133ZM141 232V233H142ZM143 232V235L144 234H146V233H144ZM42 233V232H41ZM87 234V236L89 235V236H91V234ZM93 233V235H95ZM98 233L99 232H97V235H98ZM156 233V235H154ZM160 233V234H159ZM240 233H239V235H240ZM15 234V235H14ZM26 234H28V232H26ZM99 234H101V233H99ZM113 234V233H112ZM119 234V233H118ZM159 234V235H158ZM21 235H24V234H21ZM43 235V236H44ZM109 235H111L110 233H109ZM133 235V236H132ZM146 235H148V234H146ZM145 235V236H146ZM160 235V236H161ZM238 235V234H237ZM53 236V237H52ZM63 236V237H62ZM100 235H98V237H99ZM101 236H105V235H101ZM107 236V235H106ZM116 236V235H115ZM126 236V237H125ZM136 236H138V239H140L141 238V236H142V234H141V236H140V238H139V234H137ZM22 237V236H21ZM83 237V238H84ZM97 237V236H96ZM153 237V238H152ZM56 240H55V239ZM87 238V237H86ZM92 238H95V237H92ZM117 238V237H116ZM143 238V237H142ZM146 238H148L147 236H146ZM157 238V239H158ZM161 238V237H160ZM163 238H161V239H163ZM53 239L55 240V241H53ZM63 239V240H64ZM91 238L89 237V240H90ZM105 238L103 237V240H104ZM131 239V240H132ZM136 239V240H135ZM145 238H143V240H144ZM153 239V241L151 240V242H154L155 240H157V239H155L154 240ZM164 239V240H165ZM88 240V239H87ZM124 240V239H123ZM140 240H142V239H140ZM230 240V239H229ZM230 240V241H231ZM60 241V243H59V245L60 244H62V245H60V246H65L66 247V245H70V244H66L65 242H61ZM92 241H94V239L93 240H91V241H89V243H91L92 244ZM100 241H101V239H100ZM110 241V240H109ZM146 241H149L148 242V244L147 243H145V246H143L142 247V250L140 249L141 247H139L140 245H136L137 244V241L135 242L136 244V246H135V248L136 247H138V250H141V251H138L137 249H136V251H135V249H134V247L132 246V245H134V243H133V240L132 241H124V246H122L121 248H120V250L118 251V253H117V255L115 256V258H111L112 260H109L108 259V257H107V259H101L103 256H101V258H100V260H99V258H98V262H100L99 264H136V261H137V258H139L142 254H144L143 256H141V257H145V259L144 258H142L143 260H141V262H139V260H140V258L138 259V262L139 263H143V262H145V264H146V262L147 261H151L153 258H154V255L155 254H153V252L151 253V251H153V249H151V247H152V244H155V242L156 243H158L157 241H155L154 243H151L150 245H149V243H150V240L149 239H147ZM209 241H211V242H214L213 243V245L211 246V245H208L209 243ZM261 241V243H263V244H260V245H258V242H260ZM104 242V241H103ZM129 242H131L130 244H129ZM140 242V241H139ZM102 243V242H101ZM140 243H142V242H140ZM39 244H41V246H38ZM76 244H78V243H76ZM75 244V245H76ZM88 244V243H87ZM128 244H129V246H128ZM132 244V245H131ZM159 244V243H158ZM59 245H58V247H59ZM79 245V247L81 246V249H82V245H81V243L80 244H78ZM85 245V244H84ZM143 245V244H142ZM157 244H155V246H156ZM92 246V247H91ZM132 246V248L134 249H132V250H130L129 249V247H131ZM150 248H149V247ZM158 246L160 247V245H157L155 248H158ZM195 246V247H194ZM209 246H211V247H209ZM227 246H228V249H227ZM13 247V248H12ZM18 247V248H17ZM64 247V248H65ZM76 246H74V248H75ZM144 247L146 248V249H144ZM187 247V248H186ZM188 247H191V249L194 247V250L192 249V251H189L188 252V250L187 249H189ZM9 248V247H8ZM49 248V249H48ZM60 248H62V247H60ZM96 248V249H95ZM115 248V247H114ZM149 248V249H148ZM161 248V247H160ZM178 248V249H177ZM186 248V250L184 251V249ZM195 248L197 249V248H199L198 249V251L197 250H195ZM229 248H230V250H232V251H228L229 250ZM12 249V250H11ZM53 249V250H52ZM116 249V248H115ZM151 249V250H150ZM190 249V250H191ZM54 250H58V251H54ZM59 250L62 252V254L61 255H58V254H60L59 253ZM98 250L96 251V253H95V251H93V255L92 256H94V254H95V256H99V255H96V254H98ZM144 250V251H143ZM147 250H148V252H147ZM149 250H150V252H149ZM161 250V249H160ZM163 250H165V249H162V251ZM183 251V252H182ZM196 251V252H195ZM64 252V253H63ZM142 254H141V253ZM191 252H194V253H191ZM85 253V252H84ZM104 253V252H103ZM155 253H156V251H155ZM160 253H161V251H160ZM160 253H158V257H159V254ZM83 254V255H82ZM102 254V253H101ZM141 254V255H140ZM148 255V257H147V255ZM152 256H151V255ZM157 254V253H156ZM163 254H165V251H164V253ZM192 254H194L193 256V259H192V261L191 262H187V263H185L186 262V260H187V258H188V255H192ZM59 256V257H57V258H55V256ZM75 255V256H74ZM90 255V256H91ZM106 255V254H105ZM54 256V257H53ZM67 256V257H66ZM94 256V257H95ZM107 256H109V254L107 255ZM156 256V255H155ZM180 256V255H179ZM182 256L184 257L183 259V261L182 262H180L181 261V259H179V258H182ZM84 257V256H83ZM82 257V258H83ZM104 257H106V256H104ZM112 257V256H111ZM152 257V258H151ZM157 257V258H158ZM161 257H163V256H160V258ZM86 258V257H85ZM84 258V259H85ZM91 258H93V257H91ZM90 258V259H91ZM148 258H150L151 260H147ZM191 258V257H190ZM189 258V259H190ZM194 258H196V259H194ZM95 259V258H94ZM156 259V258H155ZM176 259V258H175ZM186 259V260H185ZM189 259H188V261H189ZM147 260V261H146ZM157 260V259H156ZM156 260H152V261H156ZM202 260H203V258H202ZM205 260V259H204ZM205 260V261H206ZM207 260V261H208ZM81 261H83V259L81 260ZM151 261V262H152ZM158 261V260H157ZM160 261V260H159ZM78 262H80V263H78ZM84 262V261H83ZM199 262V264H202V263H200ZM204 262V261H203ZM138 263V264H139ZM149 263V262H148ZM147 263V264H148ZM160 263V262H159ZM176 263H174V264H176ZM210 263V262H209ZM88 264V263H87ZM97 264V263H96ZM151 264V263H150ZM153 264H155V263H153ZM156 264H158V263H156ZM208 264V263H207Z\"/></svg>", "mask_w": 264, "mask_h": 264}, {"label": "built area", "instance_id": "3", "mask_svg": "<svg viewBox=\"0 0 264 264\" xmlns=\"http://www.w3.org/2000/svg\"><path fill=\"white\" fill-rule=\"evenodd\" d=\"M234 2H235L234 0H231L229 4L230 5H234ZM166 23H167L168 26L171 25V23H169L168 21ZM216 30H218V29H216Z\"/></svg>", "mask_w": 264, "mask_h": 264}]
</instances>
